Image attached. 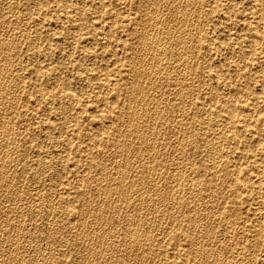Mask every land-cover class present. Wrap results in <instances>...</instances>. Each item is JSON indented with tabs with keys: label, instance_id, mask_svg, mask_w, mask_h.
<instances>
[{
	"label": "rangeland",
	"instance_id": "1",
	"mask_svg": "<svg viewBox=\"0 0 264 264\" xmlns=\"http://www.w3.org/2000/svg\"><path fill=\"white\" fill-rule=\"evenodd\" d=\"M159 1L160 0H153V3H152L151 0H89V1L88 0H62V1L61 0H0V41H1L0 43H3V44H0V49H1L0 51L2 53V54L0 53V75H1L0 76V97H1L0 103H2V105L0 104V109L2 108L0 111V177L1 178L3 177L2 179L0 178V209H1L0 210V228H1L0 229L1 230L0 231V264H10V263L13 264L14 262H17V261H18V264H36V263L37 264L38 263L39 264H57V263L58 264H78V263H81L80 261H82L81 264H84V263L104 264V262L105 264H110V263L112 264L114 260H116L115 264H123V260L125 261L126 259L127 261L124 264H143L141 262H143L144 259L147 260V258H148V261L145 260L144 264H197V263L198 264L199 263L208 264L209 262H212L213 264H229V262L230 264H233V263L234 264H264V157H263L264 156V63H263L264 62V56H263L264 55V15H262L261 17L258 15L259 11L264 10V0H195V1L193 0H190V1L189 0L187 1L186 0H183V1L182 0H178V1L177 0L175 1L174 0L173 1L163 0L162 1L161 0L162 2L160 1V4H159ZM189 2H191L192 4ZM189 4L191 6H189ZM174 5L176 7H174ZM152 6H154V10L152 9L153 8ZM185 6L186 8H183ZM187 6L189 7V9ZM155 7L156 9L157 8L158 9L156 10ZM160 7L164 10H160L161 9ZM206 8L207 10H205ZM187 9L188 11H186ZM214 10L216 11L214 12ZM150 11H152L151 16L149 13ZM182 11L185 13H183ZM174 13H176L177 15ZM2 16L4 18H1ZM145 16H148L149 18H146ZM40 17L42 18V20L40 19ZM154 17H157L158 19L157 18L154 19ZM36 18H38L39 20ZM173 19L174 20L176 19V20L173 21ZM220 20L222 21L219 22ZM146 21L150 23V26L149 24H147ZM154 22L156 23L152 24ZM177 22L179 25H177ZM60 23L61 25H59ZM163 23L164 24L168 23V25L165 24V26L167 25L166 28L164 27ZM153 26H154L155 31L152 30ZM175 26L178 31L174 30L176 29L174 28ZM185 26H188V27H185ZM178 27L181 29H179ZM145 28L147 30L149 29V31H152V34L151 32H147ZM157 28H159L160 30ZM74 29L77 31H75ZM143 29L146 31H144ZM133 30H136V31H133ZM157 30H159L158 31L159 33L157 32ZM160 31L162 33H160ZM169 31H171V34ZM180 31L181 32L184 31V32L181 33ZM34 32L36 33V35ZM25 33L28 34V35L26 34L27 37H25L26 36ZM103 33L104 35H102ZM147 33L150 37L148 35L147 37H145ZM163 33L165 35H163ZM184 33L186 34L184 35ZM154 34L155 36L158 35L157 36L158 38L155 37ZM32 35L34 37H32ZM251 35H254V36H251ZM260 35L262 36L260 37ZM160 36L164 38L162 39ZM169 36H170V39H169ZM177 36H180L181 38H183L184 36L186 37H184L183 41L181 40L182 41L181 42L180 40L178 41ZM187 36H188V39H187ZM144 37L146 38V41ZM149 38H151V40ZM250 38H251L252 44L250 43ZM139 39H141L142 41L140 42ZM156 39L157 40L159 39V41L160 40L161 41L159 42ZM148 40L152 42L151 43L149 41L153 46L149 44ZM207 40L209 42H207ZM258 40L261 42L259 43ZM139 42L142 43V45ZM147 42L149 45L147 44ZM153 42L155 43L153 44ZM193 42L194 44L192 45ZM256 43H259L260 45ZM145 45H148V47ZM159 46L161 49L162 48L164 49V52H163L159 48L163 53L159 51L158 49ZM174 46L175 47L177 46V47L175 48ZM139 48L140 50H138ZM152 48L154 50H152ZM141 50L143 54L141 53ZM145 50H148L149 52ZM156 50L159 52L156 53L157 52ZM50 51H51V54H50ZM178 52H181V55ZM205 52L206 54H204ZM9 54H10V57H9ZM177 54H179L180 56L178 55L177 57ZM147 55L148 57L150 56V58H152L153 56L155 58L154 57L152 59L148 58L149 60L148 61L146 58ZM164 56L166 58H164ZM193 57H196V58H193ZM131 58L134 63L131 61ZM153 61H156V63L157 62L158 63L157 64L154 63L155 64L154 65L152 64ZM163 61L164 63H162ZM160 66H162L163 68H161ZM168 66L170 67V69H168L169 68ZM261 66L263 67L262 69H261ZM139 67H141L142 69ZM154 67H156L157 71L156 69H153ZM158 67H160V69ZM148 69H150L151 71L149 70L148 72ZM240 69H241V72H240ZM158 70L160 73L158 72ZM160 70H162L163 73ZM166 70H168V73ZM136 71H138L140 75H138V73L136 74ZM181 72L183 74H180ZM44 73H45V76H44ZM162 74L164 75L162 76ZM18 75H19V78H18ZM174 77H177V78H174ZM184 77L185 78L187 77V78L184 80ZM159 78L160 79L162 78V81ZM166 78L168 81L166 80ZM86 79L88 82L86 81ZM163 79H165V81ZM189 79H192V80H189ZM20 80L22 81V83L20 82ZM181 80H184V81L180 82ZM188 80L189 82L187 83ZM48 81L51 84H49ZM43 83L44 85H42ZM163 83L166 84V86ZM193 83H196V84H193ZM153 84L155 85L154 88H153L154 86ZM189 84L191 87L189 86ZM9 86H10V89H9ZM159 86H163V87H159ZM108 87L109 88L112 87V90L110 91ZM106 88L108 89L106 90ZM143 88L146 90H143ZM149 89L152 90V92ZM68 90H69V93H68ZM138 90L140 93L138 92ZM158 90H160L161 93ZM161 90L162 91L164 90V91L162 92ZM184 90H186V92ZM187 90H189L188 92L190 93H188ZM41 92L43 94L46 93L44 94L45 96ZM72 92H74V94ZM157 92L159 94H157ZM182 92L184 93L182 94ZM155 93L160 98H157V95ZM162 93H163V96L161 97ZM172 93L173 95L174 93H176L174 97ZM66 94H67V97H66ZM147 94L149 95L147 96ZM77 95H78V98H77ZM140 95H142L143 97ZM166 95L167 96L169 95V96L166 98ZM6 96H7V100H6ZM214 96L217 97V99H215ZM72 97H74V99ZM63 98H65V100ZM128 98L129 100H132L134 98L135 99L132 101H129ZM188 98L189 100L191 99V101L193 100L192 102L190 101L189 103L190 106H188V101H189L187 100ZM69 99L70 100L73 99L72 102L69 101ZM76 99L77 101H75ZM138 99L140 102H138ZM119 101H121V103ZM147 101L149 102L148 107H146ZM5 102L8 103V105L5 106ZM132 102H135V104H133L134 106L132 105ZM157 102L158 104H156ZM231 102H232V106L229 109L225 107V104H228ZM72 103L73 104L75 103V106L70 105ZM127 103L128 105H126ZM153 104L154 106H152ZM77 106L78 108L79 107L80 108L78 109ZM127 106L129 107L128 109H127ZM156 106L158 110L160 109L159 111L157 110ZM183 106L187 108L183 109ZM70 107L74 109L72 110V108L70 109ZM160 107H163V108H160ZM147 108H148V111H147L148 113L146 112ZM77 109L79 110L78 112H77ZM139 109H141V111H138ZM153 110L155 113L153 112ZM249 110L251 111V113ZM83 111L84 113H81ZM131 111H133L136 115L134 113L132 114ZM143 111L145 112L142 113ZM149 111H151V113ZM128 113H129L128 118H126L125 116H127ZM163 113L164 115H166L165 117L163 116ZM124 114L126 115L124 116ZM182 114L184 115V117ZM102 115H103V119H102ZM137 115L138 117L136 118ZM251 115H254V116L251 117ZM69 116H71L72 118H70ZM161 116L163 117L164 120L162 119ZM179 116H181V118ZM67 117L70 119H68ZM104 117L106 118L104 119ZM124 117L126 118V120L124 119ZM129 117H134V119L129 118ZM65 118H67L66 121H65ZM122 118L124 119L125 122L122 121L123 120ZM140 119L142 121H140ZM181 119L182 121L179 123L180 124L185 123V124L180 125L179 123H177L178 120L180 121ZM7 120H8V123H7ZM107 122H108V125H107ZM143 122L145 125L143 124ZM2 123L5 124V126ZM14 123L15 125L13 126ZM134 123H137L136 124L137 128H139V125H140L141 130H139L140 128L137 129ZM148 124H150L149 126L151 128L148 126ZM170 124L172 125L171 128L169 127ZM176 124L180 126L181 128L178 127ZM126 125L127 126L129 125V126L127 127ZM174 125L180 128L181 131L180 129L176 128V126ZM183 125L186 127H182ZM1 126L3 127L1 128ZM52 126L54 127L52 128ZM131 126L135 130L132 129ZM23 127H24V131L22 130ZM4 128H5V131H4ZM103 128L105 130H103ZM121 129H124L125 131ZM142 129H145V130H142ZM175 129L177 132H180L181 134L179 133L177 134ZM187 129L189 132L187 131ZM6 130H8L7 134H6ZM76 131L77 133L75 134ZM145 131L146 133L150 132L149 134H147L149 137L145 135L146 134ZM126 132L128 134L130 132V134L127 136V134H125ZM136 134L137 135L139 134L138 136L140 137L142 141L139 139L138 136H136L137 138L134 137ZM140 134L142 135L140 136ZM152 135L153 136L155 135L153 140H151V138L153 137ZM164 136L166 137L164 138ZM5 137L7 138L5 139ZM119 137H122V138H119ZM183 137L184 138L186 137V139H184ZM124 138H128V139L124 141L122 140ZM132 138H134L135 140ZM9 139L10 141H7ZM68 140H70L69 144L67 143ZM129 140H132L133 142L130 141L129 143ZM150 140L153 141L154 143L151 142ZM238 140H239V143H238ZM137 141L139 142L136 144ZM230 141L232 143H230ZM3 142H6L7 144ZM8 142H9L10 147L8 146ZM113 142L114 144L112 145L111 143ZM184 142H186L185 143L187 144L186 146ZM157 143H159L160 145H157ZM119 144L122 146H120ZM138 144L140 145V147L138 146ZM181 144L183 145V147ZM150 145H152L151 147L153 149L150 147ZM119 146L120 148H118ZM159 146L161 148H159ZM179 146L181 147L179 148ZM137 147L139 148V150L136 149ZM131 148H135V150L133 149L131 150ZM117 149L118 150L121 149L120 152L117 151ZM126 149H127V152L125 151ZM213 149L215 151H213ZM122 151H124L126 154ZM187 152L189 154H187ZM129 153H131L130 155H134V156L127 155ZM145 153L146 155H144ZM153 153H155L156 155ZM117 154H119V158ZM142 156L144 158L146 157L147 158L144 160ZM150 157L151 159H149ZM8 158L12 159L13 161L12 160L10 161V159ZM126 158L128 159V161ZM155 158L157 160H155ZM219 159H221V161ZM116 160L118 161L117 165H115L117 162ZM132 160L134 161L135 165L133 164ZM47 161L49 163H47ZM111 161H114V162L111 163ZM125 161H127L129 164L127 162L125 163ZM135 161L136 163L137 162L138 163L136 164ZM174 162L176 163L174 164ZM159 163L162 165H159ZM182 163L184 164L183 166H182ZM3 165H6V167ZM123 165L124 167H121ZM180 166L184 168L182 167L180 168ZM137 167H139L138 170H137ZM173 167L176 168V171ZM238 168L240 169L238 170ZM46 169H49V170L46 171ZM115 169L118 172H116ZM145 169H147L148 173ZM179 169H181V171ZM111 170L112 171L114 170L115 172H112ZM126 171L127 173H125ZM174 171L177 172V174H175L173 178ZM182 171L184 172L186 171L187 174L186 172L184 174V172ZM229 171L233 173L231 172L229 173ZM120 172H123V173H120ZM101 173H104V174H101ZM141 173H143V176ZM145 173H146V177H145ZM120 174H123V176L124 175H128V176L127 178L126 176H124L125 177L124 178ZM179 175L180 177H178ZM117 176H119V178ZM104 177H106L107 179ZM101 179L104 181H102ZM109 180L111 183H109ZM121 181H123V183H121ZM79 182L81 184L80 186H78ZM106 182L112 185V186L109 185L111 188L113 187V185L116 184L115 188L113 187L111 189L109 186L107 187L108 184L104 186ZM126 182L127 184L125 185ZM143 182L145 184H143ZM138 184H141L140 185L141 187H143V185H146L143 188L144 190ZM148 185H151V187ZM126 186H128V188ZM124 187H125V190H124ZM168 187H169V192H168ZM49 188L50 189L53 188L52 189L53 192ZM104 188H106L105 194H104V191H105ZM128 189L130 190L129 192H128ZM117 191L118 193H116ZM62 192H65V193H62ZM109 192H110L111 197L108 194ZM122 192L124 196L122 195ZM166 192L170 194L171 196L168 195ZM174 194H177L178 196L177 195L176 196L178 198H175L176 196ZM239 194L240 195L242 194V195L240 196ZM117 195L120 196L121 198L118 197ZM107 196H109L110 199ZM172 196L174 197V199L171 198ZM142 197L144 198L143 200H142ZM146 197L149 199H147ZM150 197L152 198V200L154 199L153 202ZM159 197L161 198V200ZM36 198L37 199L39 198V199L37 200ZM123 199H127V200H123ZM135 199H137L136 200L137 202L135 201ZM90 200L91 202L93 201L92 202L93 204H91ZM98 200H100L101 203ZM103 200L105 202H103ZM163 200L165 203H163ZM134 201L136 203H134ZM147 201L148 202L151 201V202L148 203ZM107 202L109 204H107ZM113 202L115 203L113 204ZM119 202L121 205L119 204ZM124 202H126V204ZM138 202L139 204H137ZM159 202L160 203L162 202L161 205ZM174 202L175 204L173 206ZM179 204H181V206ZM112 205H113V208H111ZM31 206L32 207L35 206V207H33L32 209ZM133 206L135 207V209H133L134 208ZM153 206L155 208L158 206L156 208L157 211H155L156 209ZM209 206H211L210 209H209ZM100 207L102 208V210ZM122 207L124 211H122ZM184 208H185V211H184ZM86 209L87 211H90V212L85 211ZM93 209L94 210L96 209L95 210L96 212L94 211L95 217H94V214H92ZM110 209L111 210L113 209V210L111 211ZM136 209H139V210H136ZM179 209L182 211H180ZM198 209H200L199 210L200 213L198 212ZM35 210H38L36 211L37 212L36 214L34 212ZM117 210L119 211L117 212ZM102 211L104 212L101 213ZM113 211H116L117 213ZM43 213L45 215H43ZM98 213H99V216L97 215ZM107 213H108V216L106 217ZM103 214H105L104 215L105 218ZM90 215H92V217ZM204 215H206L207 218L204 217ZM83 216L86 217V219ZM109 216H113V218ZM15 217L16 219H18L19 217V219L16 220ZM119 217H121V219ZM125 217L127 218L128 221L125 219ZM87 218L91 219L89 220V222L91 223L88 222V224H86L88 220ZM94 218L95 219L97 218V220H94ZM106 218L110 220L108 221ZM138 219H141V220L139 221ZM121 220H123V222ZM104 221L106 222L108 221L107 223L105 222L106 225ZM150 221L151 223L148 224ZM116 222L121 225H118ZM30 223H32L33 225ZM146 223L148 226L146 225ZM15 225L16 227H14ZM31 225L33 228L28 227ZM37 225L38 227H36ZM96 225L98 226L96 227ZM109 225L111 227H109ZM93 226L96 229L97 228L98 229L96 230ZM125 226H127V229L123 230L126 228ZM20 227L23 228V230ZM35 227H36V230H35ZM26 228L29 230L31 229L32 230L29 231ZM92 228L96 230L97 232L93 230L94 231L93 233ZM48 229L50 231H48ZM85 229L88 231L86 232ZM38 230H40V233H38L39 232ZM28 232H31V233H28ZM49 232L51 234H49ZM99 232L101 234L100 237H99ZM107 232H108L109 237L107 236ZM25 234L28 237H26ZM86 234H90V235L86 236ZM229 234H231V237L229 236ZM29 235L31 236L29 237ZM128 235H129V239L127 238L126 240L125 237H128ZM89 237L93 239L91 240ZM110 237L111 238L113 237L112 240ZM95 238L98 239L99 241L96 240L98 241L96 242ZM117 238L119 240H117ZM133 238L135 240H133ZM235 238H236V241H234ZM105 239H107L108 241ZM61 240L62 241L64 240V241L61 242ZM140 240H141V247H139ZM48 241L50 244L48 243ZM103 241H106V242H103ZM113 241H115V243ZM200 241H201V244H200ZM252 241L254 242L252 243ZM110 242L111 244L109 245L108 243ZM117 242L119 243L121 242L120 245ZM198 242H199V245H198ZM88 243L89 244L91 243V244L89 245ZM128 243L130 244L128 245ZM76 244H79V245L81 244V245L79 246ZM84 244H85V247H84ZM92 244L94 246H91ZM40 245H42L41 248H40ZM146 245L148 248H146ZM154 245H156V248ZM74 246H76L77 248ZM92 247H95L96 249ZM97 247L99 248L102 247L101 253L100 251L97 250L99 249ZM107 247L108 248L111 247L109 248L110 250L107 249ZM132 247L133 248L135 247V248L132 249ZM136 247H138V250ZM125 248L127 250H124ZM87 249H89L91 252L89 251L88 253ZM115 249L116 251H114ZM130 250H132L133 252H131ZM86 252H87V255H85ZM128 252L130 254H127ZM196 252H198L199 254H197ZM90 253L91 255H89ZM114 253H116V256ZM62 254L63 255L65 254L67 257L65 255L63 256ZM81 254L83 255L81 256ZM92 254H93V257H92ZM95 254H97V256L100 254L99 255L100 257L97 258ZM144 254H146V256H144ZM214 254L216 257L214 256ZM13 255H15V257L20 256L21 260L18 259L19 257L15 258L17 260H14ZM79 256L81 258H79ZM84 256H86V259H84L85 258ZM94 256L96 258V261L94 259ZM7 257L8 258L10 257L11 260L8 259ZM102 258H105L107 260V263H106V260ZM229 258H231V260ZM245 258L246 260L244 261ZM79 259H82V260H79ZM118 259L119 261H117ZM248 259L250 262L248 261ZM101 260H104V261L102 262ZM42 261L43 263H41ZM212 263H209V264H212Z\"/></svg>",
	"mask_w": 264,
	"mask_h": 264
},
{
	"label": "bare ground",
	"instance_id": "2",
	"mask_svg": "<svg viewBox=\"0 0 264 264\" xmlns=\"http://www.w3.org/2000/svg\"><path fill=\"white\" fill-rule=\"evenodd\" d=\"M61 1H62V0H61ZM88 1H89V0H88ZM160 1H161V0H160ZM160 1H159V4H160ZM162 1H163V0H162ZM162 1H161V2H162ZM171 1H173V0H171ZM174 1H175V0H174ZM177 1H178V0H177ZM177 1H176V2H177ZM182 1H183V0H182ZM186 1H187V0H186ZM189 1H190V0H189ZM193 1H195V0H193ZM151 2L153 3V0H151ZM154 2H155V1H154ZM156 2H157V1H156ZM238 2H239V1H238ZM149 3H150V2H149ZM157 3H158V2H157ZM177 3H178V2H177ZM177 3H176V4H177ZM180 3H182V2H180ZM189 3H191V2H189ZM195 3H196V2H195ZM108 4H109V3H108ZM155 4H156V3H155ZM165 4H166V3H165ZM170 4H171V3H170ZM176 4H175V5H176ZM183 4H184V2H183ZM183 4H182V5H183ZM191 4H192V3H191ZM211 4H212V3H211ZM90 5H91V4H90ZM144 5H145V4H144ZM146 5H147V4H146ZM151 5H152V4H151ZM175 5H174V7H176ZM186 5H187V3H186ZM193 5H194V4H193ZM195 5H196V4H195ZM148 6H149V5H148ZM154 6H155V5H154ZM154 6H152V7H153V8H152L153 10H154ZM162 6H163V5H162ZM177 6H178V5H177ZM189 6H191V5L189 4ZM199 6H200V5H199ZM236 6H237V5H236ZM238 6H239V5H238ZM146 7H147V6H146ZM169 7H170V6H169ZM187 7H188V6H187ZM10 8H11V7H10ZM14 8H16V7H14ZM67 8H68V7H67ZM82 8H83V7H82ZM160 8H161V7H160ZM163 8H164V7H163ZM178 8H179V7H178ZM183 8H186V6L183 7ZM194 8H195V6H194ZM226 8H227V7H226ZM237 8H238V7H237ZM38 9H39V8H38ZM88 9H89V8H88ZM145 9H146V8H145ZM155 9H156V7H155ZM157 9H158V8H157ZM157 9H156V10H157ZM188 9H189V7H188ZM188 9H187L186 11H188ZM210 9H212V8H210ZM222 9H223V8H222ZM53 10H54V9H53ZM143 10H144V9H143ZM146 10H147V9H146ZM160 10H164V9L161 8ZM181 10H182V8H181ZM181 10H180V12H181ZM192 10H193V9H192ZM203 10H204V9H203ZM205 10H207V8H206ZM228 10H229V9H228ZM239 10H240V9H239ZM167 11H168V10H167ZM173 11H174V9H173ZM177 11H178V10H177ZM199 11H200V9H199ZM215 11H216V10H214V12H215ZM145 12H146V11H145ZM151 12H152V11L149 12V13H150V16H151ZM180 12H179V13H180ZM182 12H183V11H182ZM168 13H169V12H168ZM183 13H185V12H183ZM192 13H193V12H192ZM209 13H210V12H209ZM60 14H61V13H60ZM89 14H90V12H89ZM145 14H146V13H145ZM165 14H166V13H165ZM174 14H176V13H174ZM187 14H188V12H187ZM189 14H190V13H189ZM239 14H240V13H239ZM176 15H177V14H176ZM180 15H181V14H180ZM212 15H213V14H212ZM258 15H259L260 17H261L262 15H264V10H263V11H259ZM3 16H4V15H3ZM3 16H2L1 18H4ZM41 16H42V15H41ZM50 16H51V15H50ZM60 16H61V15H60ZM88 16H89V15H88ZM91 16H92V15H91ZM124 16H125V15H124ZM124 16H122V17H124ZM167 16H168V15H167ZM182 16H183V14H182ZM182 16H181V17H182ZM184 16H185V15H184ZM191 16H192V14H191ZM226 16H227V15H226ZM242 16H243V14H242ZM250 16H251V15H250ZM69 17H70V16H69ZM135 17H136V16H135ZM135 17H134V18H135ZM141 17H142V16H141ZM145 17H146V18H149L148 16H145ZM174 17H175V16H174ZM178 17H179V15H178ZM186 17H187V16H186ZM188 17H189V16H188ZM34 18H35V17H34ZM134 18H133V19H134ZM142 18H143V17H142ZM155 18H157V17H154V19H155ZM175 18H176V17H175ZM182 18H183V17H182ZM184 18H185V17H184ZM36 19H38V18H36ZM40 19L42 20L41 17H40ZM62 19H63V18H62ZM69 19H70V18H69ZM157 19H158V18H157ZM157 19H156V20H157ZM159 19H160V18H159ZM168 19H169V18H168ZM180 19H181V18H180ZM192 19H193V18H192ZM195 19H196V17H195ZM214 19H215V18H214ZM214 19H213V20H214ZM2 20H3V19H2ZM38 20H39V19H38ZM74 20H75V19H74ZM74 20H73V21H74ZM152 20H153V18H152ZM175 20H176V19H175ZM175 20L173 19V21H175ZM258 20H259V19H258ZM15 21H16V20H15ZM15 21H14V22H15ZM58 21H59V20H58ZM73 21H71V22H73ZM123 21H124V20H123ZM123 21H122V22H123ZM134 21H135V20H134ZM137 21H139V20H137ZM141 21H142V20H141ZM159 21H160V20H159ZM159 21H157V22H159ZM168 21H169V20H168ZM180 21H181V20H180ZM180 21H179V23H180ZM194 21H196V20H194ZM221 21H222V20H220L219 22H221ZM224 21H226V20H224ZM227 21H228V20H227ZM229 21H230V20H229ZM41 22H42V21H41ZM146 22H147V21H146ZM184 22H186V21H184ZM188 22H189V21H188ZM36 23H37V22H36ZM36 23H35V24H36ZM39 23H40V22H39ZM106 23H107V22H106ZM155 23H156V22H154V23H152V24H155ZM171 23H172V22H171ZM173 23H174V22H173ZM212 23H213V21H212ZM252 23H253V22H252ZM33 24H34V23H33ZM48 24H49V23H48ZM147 24H149V26H150V23H149V22H147ZM152 24H151V25H152ZM159 24H160V23H159ZM163 24H164V23H163ZM165 24L168 25V23H165ZM165 24H164V27L166 28L167 25L165 26ZM169 24H170V23H169ZM194 24H195V23H194ZM250 24H251V23H250ZM55 25H56V24H55ZM59 25H61V23H60ZM73 25H74V23H73ZM78 25H79V23H78ZM109 25H110V24H109ZM177 25H179L178 22H177ZM34 26H35V25H34ZM106 26H107V24H106ZM180 26H181V25H180ZM192 26H193V25H192ZM217 26H218V25H217ZM217 26H216V27H217ZM60 27H61V26H60ZM74 27H75V26H74ZM108 27H109V26H108ZM158 27H159V26H158ZM164 27H163V29H164ZM185 27H188V26H185ZM214 27H215V26H214ZM221 27H222V26H221ZM247 27H248V26H247ZM251 27H252V26H251ZM33 28H34V27H33ZM78 28H79V26H78ZM167 28H168V27H167ZM174 28H176V26H175ZM178 28H179V27H178ZM189 28H190V26H189ZM193 28H194V27H193ZM253 28H254V27H253ZM253 28H252V29H253ZM36 29H37V28H36ZM36 29H35V30H36ZM39 29H41V28H39ZM121 29H122V28H121ZM145 29H146V28H145ZM157 29H159V28H157ZM179 29H181V28H179ZM187 29H188V28H187ZM245 29H246V27H245ZM74 30H75V29H74ZM102 30H103V29H102ZM143 30H144V29H143ZM146 30H147V29H146ZM146 30H144V31H146ZM152 30L155 31V30H154V26H153V29H152ZM159 30H160V29H159ZM159 30H157V32H158ZM174 30H177V28L174 29ZM184 30H186V29H184ZM197 30H198V29H197ZM212 30H213V29H212ZM247 30H248V29H247ZM71 31H73V30H71ZM75 31H77V30H75ZM133 31H136V30H133ZM139 31H140V30H139ZM163 31H164V30H163ZM166 31H167V30H166ZM177 31H178V30H177ZM206 31H207V30H206ZM50 32H51V31H50ZM103 32H104V31H103ZM106 32H107V31H106ZM141 32H142V31H141ZM147 32H151V34H152V31H149V29L147 30ZM157 32H156V33H157ZM164 32H165V31H164ZM169 32H170V34H171V31H169ZM169 32H168V33H169ZM180 32H181V31H180ZM182 32H184V31H182ZM182 32H181V33H182ZM185 32H186V31H185ZM188 32H189V31H188ZM192 32H193V31H192ZM195 32H196V31H195ZM208 32H209V31H208ZM32 33H33V32H32ZM34 33H35V32H34ZM143 33H145V32H143ZM143 33H142V34H143ZM154 33H155V32H154ZM158 33H159V32H158ZM158 33H157V34H158ZM160 33H162V32L160 31ZM168 33H166V34H168ZM246 33H247V32H246ZM26 34H27V33H25V35H26ZM53 34H55V33H53ZM53 34H52V35H53ZM76 34H77V33H76ZM137 34H139V33H137ZM157 34H156V35H157ZM172 34H173V33H172ZM185 34H186V33H184V35H185ZM187 34H188V33H187ZM190 34H191V33H190ZM257 34H258V33H257ZM12 35H13V34H12ZM12 35H10V36H12ZM27 35H28V34H27ZM27 35H26L25 37H27ZM30 35H31V34H30ZM35 35H36V33H35ZM102 35H104V33H103ZM147 35H148V33L146 34L145 37H147ZM159 35H160V34H159ZM161 35H162V34H161ZM163 35H165V34L163 33ZM163 35H162V36H163ZM177 35H178V34H177ZM181 35H183V34H181ZM254 35H255V34H254ZM254 35H251V36H254ZM15 36H16V35H15ZM15 36H14V37H15ZM137 36H138V35H137ZM137 36H136V37H137ZM148 36H149V35H148ZM154 36H155V34H154ZM157 36H158V35H157ZM157 36H155V37H157ZM162 36H160V37L162 38ZM166 36H168V35H166ZM175 36H176V35H175ZM192 36H194V35H192ZM208 36H209V35H208ZM244 36H245V35H244ZM257 36H258V35H257ZM261 36H262V35H260V37H261ZM14 37H13V38H14ZM32 37H34V36L32 35ZM32 37H31V38H32ZM36 37H37V36H36ZM76 37H77V36H76ZM85 37H86V36H85ZM103 37H104V36H103ZM142 37H143V35H142ZM145 37H144V38H145ZM149 37H150V36H149ZM171 37H173V36H171ZM184 37H186V36H184ZM184 37L181 38L180 36H177V39H178V41H179V40H180V41H181V40L183 41ZM13 38H12V40H13ZM140 38H141V36H140ZM152 38H153V37H152ZM157 38H158V37H157ZM163 38H164V37H163ZM163 38H162V39H163ZM165 38H166V37H165ZM167 38H168V37H167ZM175 38H176V37H175ZM201 38H202V37H201ZM206 38H208V37H206ZM213 38H214V36H213ZM262 38H263V37H262ZM23 39H24V37H23ZM69 39H70V38H69ZM101 39H102V38H101ZM149 39L151 40V38H149ZM169 39H170V36H169ZM177 39H176V40H177ZM185 39H186V38H185ZM187 39H188V36H187ZM209 39H210V38H209ZM2 40H3V38H2ZM10 40H11V39H10ZM137 40H138V38H137ZM139 40H140V42L142 41L141 39H139ZM150 40H148V42H149ZM152 40H153V39H152ZM156 40H157V39H156ZM171 40H172V39H171ZM192 40H193V39H192ZM245 40H246V39H245ZM8 41H9V40H8ZM105 41H106V40H105ZM105 41H104V42H105ZM145 41H146V38H145ZM153 41H154V40H153ZM157 41H159V39H158ZM160 41H161V40H160ZM160 41H159V42H160ZM164 41H166V40H164ZM169 41H170V40H169ZM169 41H168V42H169ZM173 41H174V39H173ZM182 41H181V42H182ZM214 41H215V40H214ZM258 41H259V40H258ZM0 42H1V41H0ZM109 42H110V41H109ZM140 42H139V43H140ZM148 42H147V44H148ZM150 42H151V41H150ZM150 42H149V44L152 43V42H151V43H150ZM159 42H157V43H159ZM186 42H187V41H186ZM186 42H185V43H186ZM207 42H209V41L207 40ZM212 42H213V40H212ZM217 42H218V41H217ZM260 42H261V41H259V43H260ZM7 43H8V42H7ZM7 43H6V44H7ZM73 43H74V42H73ZM154 43H155V42H153V44H154ZM175 43H177V42H175ZM185 43H183V44H185ZM250 43H251V38H250ZM259 43H256V44H259ZM0 44H3V43H0ZM13 44H14V43H13ZM103 44H104V43H103ZM140 44L142 45V43H140ZM149 44H148V45H149ZM162 44H163V43H162ZM193 44H194V42L192 43V45H193ZM246 44H248V43H246ZM251 44H252V43H251ZM254 44H255V42H254ZM71 45H72V44H71ZM148 45H145V46L148 47ZM163 45H164V44H163ZM163 45H162V46H163ZM179 45H180V44H179ZM196 45H197V44H196ZM231 45H232V44H231ZM259 45H260V44H259ZM11 46H12V45H11ZM82 46H83V45H82ZM105 46H106V44H105ZM107 46H108V45H107ZM151 46H153V45L151 44ZM151 46H150V47H151ZM162 46H161V47H162ZM209 46H210V45H209ZM237 46H238V45H237ZM253 46H254V45H253ZM6 47H7V46H6ZM42 47H43V46H42ZM83 47H84V46H83ZM102 47H103V46H102ZM140 47H141V46H140ZM156 47H157V46H156ZM166 47H167V46H166ZM166 47H164V48H166ZM169 47H170V46H169ZM174 47H175V46H174ZM176 47H177V46H176ZM176 47H175V48H176ZM178 47H179V46H178ZM184 47H185V46H184ZM184 47H183V48H184ZM196 47H197V46H196ZM199 47H200V46H199ZM247 47H248V46H247ZM9 48H10V47H9ZM153 48H155V47H153ZM153 48H152V50H154ZM159 48H160V46L158 47V49H159ZM167 48H168V47H167ZM183 48H182V50H183ZM186 48H187V46H186ZM186 48H185V49H186ZM190 48H191V47H190ZM242 48H243V47H242ZM13 49H14V48H13ZM136 49H137V48H136ZM145 49H146V48H145ZM149 49H150V48H149ZM158 49H157V50H158ZM160 49H161V48H160ZM160 49H159V51H160L161 53H163V52H164V49H163V48L161 49L163 52H162ZM168 49H169V48H168ZM171 49H172V47H171ZM171 49H170V50H171ZM178 49H179V48H178ZM180 49H181V48H180ZM260 49H261V48H260ZM0 50H1V49H0ZM11 50H12V49H11ZM36 50H37V49H36ZM52 50H53V49H52ZM138 50H140V48H139ZM138 50H137V51H138ZM157 50H156V51H157ZM176 50H177V49H176ZM188 50H190V49H188ZM192 50H194V49H192ZM199 50H200V48H199ZM209 50H210V49H209ZM209 50H208V51H209ZM227 50H228V49H227ZM85 51H87V50H85ZM85 51H84V52H85ZM88 51H89V50H88ZM90 51H92V50H90ZM145 51L149 52L148 50H145ZM159 51H157L156 53H158ZM179 51H180V50H179ZM213 51H214V50H213ZM12 52H13V51H12ZM14 52H15V51H14ZM135 52H136V50H135ZM150 52H152V51H150ZM181 52H182V51H181ZM181 52H178V53H180V55H181ZM256 52H257V51H256ZM0 53H1V51H0ZM85 53H86V52H85ZM90 53H91V52H90ZM90 53H89V54H90ZM139 53H140V52H139ZM141 53L143 54L142 50H141ZM166 53H167V52H166ZM184 53H185V52H184ZM184 53H183V54H184ZM208 53H209V52H208ZM215 53H216V51H215ZM1 54H2V53H1ZM50 54H51V51H50ZM93 54H94V53H93ZM108 54H109V53H108ZM135 54H136V53H135ZM145 54H146V53H145ZM152 54H153V53H152ZM185 54H186V53H185ZM204 54H206V52H205ZM226 54H227V53H226ZM13 55H15V54H13ZM37 55H38V54H37ZM70 55H71V53H70ZM84 55H85V54H84ZM138 55H139V54H138ZM149 55H151V54H149ZM160 55H161V54H160ZM169 55H170V54H169ZM178 55H179V54H177V57H178ZM180 55H179V56H180ZM197 55H198V54H197ZM197 55H196V56H197ZM59 56H60V55H59ZM119 56H120V55H119ZM135 56H136V55H135ZM157 56H158V55H157ZM174 56H175V54H174ZM182 56H183V55H182ZM263 56H264V55H263ZM9 57H10V54H9ZM9 57H8V58H9ZM153 57H154V56H153ZM153 57H152V58H153ZM158 57H159V56H158ZM172 57H173V56H172ZM185 57H186V55H185ZM190 57H192V56H190ZM190 57H189V58H190ZM228 57H229V56H228ZM255 57H256V56H255ZM61 58H62V57H61ZM94 58H95V56H94ZM133 58H134V57H133ZM146 58H147V60H148V58H150V56L148 57V55H147ZM152 58H150V59H152ZM154 58H155V57H154ZM159 58H160V57H159ZM159 58H157V59H159ZM161 58H162V57H161ZM164 58H166V57L164 56ZM164 58H163V60H164ZM193 58H196V57H193ZM193 58H192V59H193ZM207 58H208V57H207ZM213 58H214V57H213ZM6 59H7V58H6ZM89 59H91V58H89ZM89 59H88V60H89ZM138 59H139V58H138ZM179 59H180V57H179ZM81 60H82V59H81ZM86 60H87V59H86ZM135 60H136V59H135ZM154 60H156V59H154ZM161 60H162V59H161ZM166 60H168V59H166ZM170 60H171V59H170ZM172 60H174V59H172ZM183 60H184V59H183ZM194 60H195V59H194ZM228 60H229V59H228ZM245 60H246V59H245ZM131 61H132V58H131ZM137 61H139V60H137ZM148 61H149V60H148ZM187 61H188V60H187ZM243 61H244V60H243ZM260 61H261V60H260ZM132 62H133V61H132ZM167 62H168V61H167ZM171 62H173V61H171ZM177 62H178V60H177ZM189 62H190V61H189ZM191 62H192V61H191ZM250 62H251V61H250ZM82 63H83V62H82ZM133 63H134V62H133ZM147 63H148V62H147ZM147 63H146V64H147ZM154 63H156V61H153L152 64H154ZM157 63H158V62H157ZM157 63H156V64H157ZM162 63H164V61H163ZM162 63H161V64H162ZM263 63H264V62H263ZM137 64H138V62H137ZM146 64H145V65H146ZM166 64H168V63H166ZM184 64H185V63H184ZM187 64H189V63H187ZM196 64H197V63H196ZM243 64H245V63H243ZM141 65H142V64H141ZM147 65H148V64H147ZM147 65H146V66H147ZM150 65H151V64H150ZM154 65H155V64H154ZM159 65H160V64H159ZM194 65H195V64H194ZM204 65H206V64H204ZM232 65H233V64H232ZM261 65H262V64H261ZM63 66H64V65H63ZM65 66H66V65H65ZM133 66H135V65H133ZM162 66H163V65H162ZM162 66H160V67L163 68ZM169 66H170V65H169ZM169 66H168V67H169ZM253 66H254V65H253ZM61 67H62V65H61ZM136 67H137V66H136ZM144 67H145V66H144ZM156 67H157V65H156ZM156 67H154L153 69H156ZM160 67H158V68L160 69ZM182 67H183V66H182ZM234 67H235V66H234ZM137 68H138V67H137ZM139 68H141V67H139ZM147 68H148V67H147ZM175 68H176V67H175ZM184 68H185V67H184ZM188 68H189V67H188ZM194 68H195V67H194ZM253 68H254V67H253ZM262 68H263V67L261 66V69H262ZM132 69H133V68H132ZM141 69H142V68H141ZM143 69H144V68H143ZM168 69H170V67H169ZM191 69H192V67H191ZM233 69H234V68H233ZM243 69H244V68H243ZM133 70H134V69H133ZM149 70H150V69H148V72H149ZM173 70H175V69H173ZM182 70H183V69H182ZM186 70H187V69H186ZM236 70H237V68H236ZM43 71H44V70H43ZM92 71H93V70H92ZM130 71H131V70H130ZM145 71H146V70H145ZM150 71H151V70H150ZM156 71H157V69H156ZM160 71L163 73L162 70H160ZM166 71H167V73H168V70H166ZM238 71H239V70H238ZM261 71H262V70H261ZM20 72H21V71H20ZM81 72H82V71H81ZM158 72H159V70H158ZM224 72H226V71H224ZM240 72H241V69H240ZM78 73H79V72H78ZM82 73H83V72H82ZM132 73H133V72H132ZM137 73H138V71H136V74H137ZM159 73H160V72H159ZM207 73H208V72H207ZM236 73H237V71H236ZM250 73H251V72H250ZM3 74H4V72H3ZM128 74H129V73H128ZM150 74H151V72H150ZM157 74H158V73H157ZM173 74H174V73H173ZM173 74H172V75H173ZM176 74H177V72H176ZM180 74H183V73L181 72ZM187 74H188V73H187ZM187 74H185V75H187ZM134 75H135V74H134ZM138 75H140V74L138 73ZM148 75H149V74H148ZM159 75H160V74H159ZM163 75H164V74H162V76H163ZM166 75H167V74H166ZM0 76H1V75H0ZM2 76H3V75H2ZM44 76H45V73H44ZM162 76H161V77H162ZM167 76H168V75H167ZM167 76H166V77H167ZM192 76H193V75H192ZM14 77H15V76H14ZM85 77H86V76H85ZM85 77H84V78H85ZM132 77H133V76H132ZM138 77H140V76H138ZM142 77H143V76H142ZM147 77H148V76H147ZM147 77H146V79H147ZM219 77H220V76H219ZM18 78H19V75H18ZM134 78H135V77H134ZM157 78H158V76H157ZM174 78H177V77H174ZM179 78H180V77H179ZM186 78H187V77H186ZM186 78L184 77V80H185ZM188 78H189V77H188ZM192 78H193V77H192ZM13 79H14V78H13ZM41 79H42V78H41ZM41 79H40V80H41ZM137 79H138V78H137ZM143 79H144V78H143ZM146 79H145V80H146ZM159 79H160V78H159ZM83 80H84V79H83ZM88 80H89V78H88ZM109 80H110V79H109ZM141 80H142V79H141ZM160 80L162 81V78H161ZM163 80L165 81V79H163ZM166 80H167V78H166ZM184 80H181L180 82H182V81H184ZM189 80H192V79H189ZM189 80L187 81V83L189 82ZM195 80H196V79H195ZM230 80H231V79H230ZM238 80H239V79H238ZM38 81H39V79H38ZM38 81H37V82H38ZM49 81H50V80H49ZM49 81H48V82H49ZM86 81H87V79H86ZM133 81H134V80H133ZM139 81H140V80H139ZM161 81H160V82H161ZM167 81H168V80H167ZM177 81H178V80H177ZM239 81H240V80H239ZM20 82L22 83L21 80H20ZM40 82H41V81H40ZM83 82H84V81H83ZM87 82H88V81H87ZM112 82H113V81H112ZM141 82H142V81H141ZM141 82H140V83H141ZM154 82H155V81H154ZM178 82H179V81H178ZM38 83H39V82H38ZM80 83H82V82H80ZM84 83H85V82H84ZM166 83H167V82H166ZM185 83H186V82H185ZM10 84H11V83H10ZM12 84H13V83H12ZM49 84H51V83L49 82ZM86 84H87V83H86ZM88 84H89V83H88ZM113 84H114V83H113ZM154 84H155V83H154ZM154 84H153V85H154ZM157 84H158V83H157ZM163 84H164V83H163ZM178 84H179V83H178ZM193 84H196V83H193ZM193 84H192V85H193ZM22 85H23V84H22ZM42 85H44V83H43ZM42 85H41V86H42ZM45 85H46V84H45ZM104 85H105V84H104ZM108 85H109V84H108ZM132 85H133V84H132ZM161 85H162V84H161ZM164 85L166 86V84H164ZM173 85H174V84H173ZM181 85H182V84H181ZM219 85H220V84H219ZM232 85H233V84H232ZM17 86H18V85H17ZM46 86H47V85H46ZM137 86H138V85H137ZM137 86H136V87H137ZM150 86H151V85H150ZM156 86H158V85H156ZM189 86H190V84H189ZM211 86H212V85H211ZM213 86H214V85H213ZM233 86H234V85H233ZM13 87H14V86H13ZM105 87H107V86H105ZM109 87H110V86H109ZM109 87H108V88H109ZM138 87H139V86H138ZM148 87H149V86H148ZM154 87H155V85L153 86V88H154ZM159 87H163V86H159ZM159 87H158V88H159ZM175 87H176V86H175ZM190 87H191V86H190ZM37 88H38V87H37ZM108 88H106V90H107ZM130 88H131V87H130ZM140 88H141V86H140ZM146 88H147V87H146ZM149 88H150V87H149ZM182 88H184V87H182ZM195 88H197V87H195ZM9 89H10V86H9ZM132 89H134V88H132ZM138 89H139V88H138ZM155 89H156V88H155ZM172 89H173V88H172ZM187 89H188V88H187ZM37 90H38V89H37ZM106 90H104V91H106ZM109 90L111 91V90H112V87L109 88ZM139 90H140V89H139ZM139 90H138V92H139ZM143 90H146V89L143 88ZM149 90H150V89H149ZM149 90H148V91H149ZM164 90H165V89H164ZM164 90H163V91H164ZM174 90H175V88H174ZM6 91H8V90H6ZM129 91H131V90H129ZM150 91L152 92V90H150ZM155 91H156V90H155ZM158 91L160 92V90H158ZM161 91H162V90H161ZM163 91H162V92H163ZM179 91H180V90H179ZM184 91L186 92V90H184ZM188 91H189V90H187V92H188ZM10 92H11V91H10ZM39 92H40V91H39ZM42 92H43V90H42ZM42 92H41V93H42ZM45 92H46V91H45ZM131 92H133V91H131ZM131 92H130V93H131ZM142 92H143V91H142ZM142 92H141V93H142ZM168 92H169V91H168ZM180 92H181V91H180ZM212 92H213V91H212ZM223 92H224V91H223ZM12 93H13V92H12ZM12 93H11V94H12ZM63 93H65V92H63ZM68 93H69V90H68ZM72 93L74 94V92H72ZM130 93H129V94H130ZM139 93H140V92H139ZM139 93H138V94H139ZM146 93H147V92H146ZM160 93H161V92H160ZM183 93H184V92H182V94H183ZM188 93H190V92H188ZM188 93H187V94H188ZM193 93H194V91H193ZM193 93H192V94H193ZM203 93H204V92H203ZM225 93H226V92H225ZM227 93H228V92H227ZM42 94H43V93H42ZM44 94H46V93H44ZM44 94H43V95H44ZM107 94H108V93H107ZM113 94H114V93H113ZM132 94H133V93H132ZM150 94H151V93H150ZM152 94H153V93H152ZM155 94H156V93H155ZM157 94H159V93L157 92ZM157 94H156V95H157ZM175 94H176V93H174V95H175ZM178 94H179V92H178ZM195 94H196V92H195ZM208 94H209V93H208ZM223 94H224V93H223ZM228 94H229V93H228ZM228 94H227V95H228ZM2 95H3V94H2ZM6 95H7V94H6ZM134 95H136V94H134ZM148 95H149V94H147V96H148ZM160 95H161V94H160ZM160 95H159V96H160ZM170 95H171V94H170ZM172 95H173V93H172ZM174 95H173V97H174ZM189 95H190V94H189ZM213 95H214V94H213ZM229 95H230V94H229ZM258 95H259V94H258ZM44 96H45V95H44ZM110 96H111V95H110ZM129 96H130V95H129ZM140 96H142V95H140ZM162 96H163V93H162L161 97H162ZM168 96H169V95H168ZM168 96L166 95V98H167ZM185 96H186V95H185ZM254 96H255V95H254ZM42 97H43V96H42ZM66 97H67V94H66ZM75 97H76V96H75ZM106 97H107V96H106ZM142 97H143V96H142ZM153 97H154V95H153ZM164 97H165V96H164ZM188 97H190V96H188ZM0 98H1V97H0ZM11 98H12V97H11ZM13 98H14V96H13ZM72 98L74 99V97H72ZM77 98H78V95H77ZM79 98H80V97H79ZM131 98H132V97H131ZM131 98H130V99H131ZM157 98H160V97H158V95H157ZM170 98H171V97H170ZM192 98H193V97H192ZM214 98L217 99V97H215V96H214ZM225 98H226V96H225ZM2 99H3V98H2ZM2 99H1V100H2ZM4 99H5V98H4ZM52 99H53V98H52ZM58 99H59V98H58ZM63 99L65 100V98H63ZM73 99H72V100H73ZM105 99H106V98H105ZM134 99H135V98H134ZM134 99H132V100H134ZM148 99H149V97H148ZM153 99H154V98H153ZM162 99H163V98H162ZM173 99H174V98H173ZM6 100H7V96H6ZM12 100H13V99H12ZM72 100L69 99V101H71V102H72ZM109 100H110V99H109ZM128 100H129V98H128ZM128 100H127V101H128ZM132 100H129V101H132ZM154 100H155V99H154ZM187 100H189V98H188ZM187 100H186V101H187ZM261 100H262V99H261ZM2 101H3V100H2ZM51 101H52V100H51ZM75 101H77V99H76ZM104 101H105V100H104ZM123 101H124V100H123ZM125 101H126V100H125ZM151 101H152V100H151ZM151 101H150V102H151ZM155 101H156V100H155ZM155 101H154V103H155ZM170 101H171V100H170ZM170 101H169V102H170ZM190 101H191V99L188 101V106H190V105H189ZM192 101H193V100H192ZM192 101H191V102H192ZM73 102H74V101H73ZM100 102H101V100H100ZM119 102L121 103V101H119ZM138 102H140L139 99H138ZM182 102H183V100H182ZM259 102H261V101H259ZM59 103H60V102H59ZM75 103H76V102H75ZM75 103H74V104L72 103V104H70V105H74V106H75ZM102 103H103V102H102ZM128 103H129V102H128ZM128 103H127L126 105H128ZM130 103H131V102H130ZM148 103H149V102L147 101V106H146V107H148ZM160 103H161V102H160ZM184 103H185V102H184ZM244 103H245V102H244ZM251 103H252V102H251ZM0 104L2 105V103H0ZM133 104H135V102H132V105H133ZM151 104H152V103H151ZM156 104H158V102H157ZM169 104H170V103H169ZM241 104H242V103H241ZM245 104H246V103H245ZM247 104H248V103H247ZM252 104H253V103H252ZM252 104H251V105H252ZM6 105H8V103L5 102V106H6ZM9 105H10V104H9ZM13 105H14V104H13ZM124 105H125V104H124ZM136 105H137V104H136ZM186 105H187V104H186ZM186 105H185V106H186ZM249 105H250V104H249ZM249 105H248V106H249ZM78 106H79V105H78ZM78 106H77V108H78ZM133 106H134V105H133ZM143 106H144V104H143ZM152 106H154V104H153ZM157 106H158V105H157ZM157 106H156V108H157ZM170 106H171V105H170ZM170 106H169V107H170ZM181 106H182V105H181ZM231 106H232V102H231V103H228V104H225V107H227L228 109H229ZM8 107H9V106H8ZM13 107H14V106H13ZM68 107H69V106H68ZM72 107H73V106H72ZM72 107H70V109H71ZM136 107H137V106H136ZM136 107H135V108H136ZM146 107H145V108H146ZM149 107H150V106H149ZM252 107H253V106H252ZM11 108H12V107H11ZM79 108H80V107H79ZM79 108H78V109H79ZM128 108H129V107L127 106V109H128ZM137 108H138V107H137ZM143 108H144V107H143ZM151 108H152V107H151ZM160 108H163V107H160ZM171 108H172V107H171ZM171 108H170V109H171ZM185 108H187V107H184V106H183V109H185ZM206 108H207V106H206ZM262 108H263V107H262ZM1 109H2V108H1ZM1 109H0V111H1ZM48 109H50V108H48ZM67 109H68V108H67ZM73 109H74V108H72V110H73ZM75 109H76V108H75ZM78 109H77V112L79 111ZM81 109H82V108H81ZM83 109H85V108H83ZM164 109H165V108H164ZM188 109H189V108H188ZM19 110H20V109H19ZM72 110H71V112H72ZM132 110H133V108H132ZM157 110H158V108H157ZM159 110H160V109H159ZM159 110H158V111H159ZM171 110H172V109H171ZM49 111H50V110H49ZM122 111H123V110H122ZM127 111H128V110H127ZM138 111H141V109H139ZM147 111H148V108H147L146 112H147ZM151 111H152V109H151ZM151 111H149V112L151 113ZM161 111H162V109H161ZM174 111H175V109H174ZM234 111H235V110H234ZM249 111H250V110H249ZM75 112H76V110H75ZM144 112H145V111H143L142 113H144ZM153 112H154V110H153ZM153 112H152V113H153ZM167 112H168V111H167ZM172 112H173V111H172ZM172 112H171V113H172ZM252 112H254V111H252ZM14 113H15V112H14ZM14 113H13V114H14ZM79 113H80V112H79ZM81 113H84V111L81 112ZM123 113H124V112H123ZM123 113H122V114H123ZM131 113L133 114L134 112L131 111ZM140 113H141V112H140ZM147 113H148V112H147ZM154 113H155V112H154ZM154 113H153V114H154ZM156 113H157V112H156ZM160 113H161V112H160ZM168 113H169V112H168ZM177 113H178V112H177ZM243 113H244V112H243ZM250 113H251V111H250ZM16 114H17V113H16ZM60 114H61V113H60ZM104 114H105V113H104ZM132 114H131V116H132ZM134 114H135V113H134ZM76 115H77V114H76ZM79 115H80V114H79ZM83 115H84V114H83ZM93 115H94V114H93ZM95 115H96V114H95ZM98 115H99V114H98ZM100 115H101V114H100ZM125 115H126V114H124V116H125ZM128 115H129V113H128L127 116H125V117L128 118ZM135 115H136V114H135ZM151 115H152V114H151ZM151 115H150V116H151ZM157 115H158V114H157ZM161 115H162V114H161ZM176 115H177V114H176ZM182 115H183V114H182ZM14 116H15V115H14ZM74 116H75V114H74ZM133 116H134V115H133ZM145 116H146V115H145ZM163 116L165 117L166 115H164V113H163ZM167 116H168V115H167ZM223 116H224V115H223ZM252 116H254V115H251V117H252ZM69 117L72 118L71 116H69ZM125 117H124V119L126 120ZM137 117H138V115L136 116V118H137ZM142 117H144V116H142ZM161 117H162V116H161ZM174 117H175V116H174ZM174 117H173V118H174ZM176 117H177V116H176ZM179 117L181 118V116H179ZM183 117H184V115H183ZM190 117H191V116H190ZM208 117H209V116H208ZM225 117H226V116H225ZM225 117H224V118H225ZM8 118H9V117H8ZM59 118H60V117H59ZM67 118H68V117H67ZM67 118H65V121H66ZM70 118H68V119H70ZM75 118H76V117H75ZM105 118H106V117H104V119H105ZM120 118H121V117H120ZM129 118H133V119H134V117H129ZM140 118H141V117H140ZM149 118H150V117H149ZM149 118H148V119H149ZM156 118H157V117H156ZM169 118H170V117H169ZM229 118H230V117H229ZM229 118H227V119H229ZM77 119H78V118H77ZM102 119H103V115H102ZM107 119H108V118H107ZM116 119H117V118H116ZM122 119H123V118H122ZM124 119L122 120L123 122H125ZM153 119H155V118H153ZM157 119H158V118H157ZM162 119H163V117H162ZM175 119H176V118H175ZM175 119H174V120H175ZM182 119H183V118H182ZM182 119H181L180 121L178 120L177 123L181 122ZM185 119H186V118H185ZM198 119H199V118H198ZM63 120H64V119H63ZM74 120H75V119H74ZM144 120H145V119H144ZM163 120H164V119H163ZM189 120H190V119H189ZM10 121H11V119H10ZM10 121H9V123H10ZM15 121H16V120H15ZM68 121H69V120H68ZM100 121H101V119H100ZM106 121H107V120H106ZM140 121H142V120L140 119ZM140 121H139V122H140ZM153 121H154V120H153ZM215 121H216V120H215ZM243 121H244V119H243ZM243 121H242V122H243ZM104 122H105V121H104ZM129 122H130V120H129ZM131 122H132V120H131ZM133 122H134V121H133ZM151 122H152V121H151ZM189 122H191V121H189ZM207 122H208V120H207ZM227 122H228V120H227ZM234 122H235V121H234ZM242 122H241V123H242ZM7 123H8V120H7ZM11 123H13V122H11ZM50 123H52V122H50ZM105 123H106V122H105ZM109 123H110V122H109ZM121 123H122V122H121ZM126 123H127V122H126ZM149 123H150V121H149ZM155 123H156V122H155ZM237 123H238V122H237ZM239 123H240V122H239ZM2 124H3V123H2ZM26 124H27V123H26ZM122 124H123V123H122ZM122 124H121V125H122ZM124 124H125V123H124ZM127 124H128V123H127ZM134 124H135V126H136V128H137V125H136L137 123H134ZM143 124H144V122H143ZM143 124H142V125H143ZM146 124H147V123H146ZM179 124H180V123H179ZM181 124H185V123H181ZM181 124H180V125H181ZM187 124H189V123H187ZM187 124H186V125H187ZM221 124H222V123H221ZM234 124H236V123H234ZM3 125L5 126V124H3ZM14 125H15V123L13 124V126H14ZM17 125H18V124H17ZM103 125H104V124H103ZM107 125H108V122H107ZM107 125H106V127H107ZM112 125H113V124H112ZM138 125H139V124H138ZM144 125H145V124H144ZM149 125H150V124H148V126H149ZM151 125H152V124H151ZM154 125H155V124H154ZM176 125H177V124H176ZM176 125H174V126H176ZM7 126H8V125H7ZM10 126H11V125H10ZM19 126H20V125H19ZM19 126H18V127H19ZM126 126H127V125H126ZM128 126H129V125H128ZM128 126H127V127H128ZM146 126H147V125H146ZM171 126H172V125L170 124L169 127L171 128ZM177 126H178V125H177ZM177 126H176V128L180 127V126H178V127H177ZM2 127H3V126H1V128H2ZM50 127H51V126H50ZM53 127H54V126H52V128H53ZM106 127H105V129H106ZM120 127H121V126H120ZM133 127H134V126H133ZM149 127H150V126H149ZM182 127H186V126L183 125ZM12 128H14V127H12ZM12 128H11V129H12ZM25 128H26V126H25ZM30 128H31V127H30ZM48 128H49V127H48ZM117 128H118V127H117ZM124 128H125V126H124ZM131 128H132V126H131ZM131 128H130V129H131ZM139 128H140V129H139ZM139 128H137V129L141 130L140 125H139ZM150 128H151V127H150ZM156 128H157V127H156ZM180 128H181V127H180ZM180 128H178V129H180ZM7 129H8V128H7ZM21 129H22V128H21ZM105 129L103 128V130H105ZM115 129H116V128H115ZM118 129H119V128H118ZM127 129H128V128H127ZM132 129H134V128H132ZM132 129H131V130H132ZM147 129H149V128H147ZM241 129H242V128H241ZM22 130L24 131V127H23ZM26 130H27V129H26ZM116 130H117V129H116ZM116 130H115V131H116ZM121 130L125 131L124 129H121ZM131 130H130V132H131ZM134 130H135V129H134ZM142 130H145V129H142ZM154 130H155V129H154ZM171 130H172V129H171ZM4 131H5V128H4ZM7 131H8V130H6V134H7ZM49 131H50V130H49ZM136 131H137V130H136ZM149 131H151V130H149ZM149 131H148V132H149ZM156 131H157V130H156ZM163 131H164V130H163ZM175 131H176V129H175ZM180 131H181V129H180ZM187 131H188V129H187ZM218 131H219V130H218ZM218 131H217V132H218ZM12 132H13V131H12ZM101 132H102V130H101ZM105 132H106V131H105ZM130 132H129V134H130ZM137 132H138V131H137ZM137 132H135V133H137ZM141 132H142V131H141ZM176 132H177V131H176ZM188 132H189V131H188ZM21 133H22V132H21ZM76 133H77V131L75 132V134H76ZM114 133H116V132H114ZM123 133H124V132H123ZM132 133H133V132H132ZM139 133H140V131H139ZM145 133H146V131H145ZM149 133H150V132H149ZM149 133H146L145 135H147V134H149ZM153 133H154V132H153ZM159 133H160V132H159ZM178 133L181 134L180 132H177V134H178ZM221 133H222V132H221ZM102 134H103V133H102ZM105 134H107V133H105ZM125 134H127V136L129 135L127 132H126ZM171 134H173V133H171ZM184 134H185V133H184ZM11 135H12V134H11ZM13 135H14V133H13ZM15 135H16V134H15ZM109 135H110V134H109ZM119 135H120V134H119ZM133 135H134V134H133ZM138 135H139V134H138ZM138 135L136 134L134 137H136V136H138ZM141 135H142V134H140V136H141ZM143 135H144V134H143ZM155 135H156V133H155ZM155 135H154V136L152 135L153 137L151 138V140H153V138L155 137ZM160 135H161V134H160ZM160 135H159V137H160ZM220 135H221V134H220ZM20 136H21V135H20ZM20 136H19V137H20ZM25 136H26V135H25ZM106 136H107V135H106ZM106 136H105V137H106ZM127 136H125V137H127ZM147 136H148V135H147ZM150 136H151V134H150ZM170 136H171V135H170ZM182 136H183V135H182ZM235 136H236V135H235ZM7 137H8V136H7ZM7 137H5V139H6ZM11 137H12V136H11ZM76 137H77V136H76ZM122 137H123V136H122ZM122 137H119V138H122ZM138 137H139V136H138ZM148 137H149V136H148ZM161 137H163V136H161ZM165 137H166V136H164V138H165ZM190 137H191V136H190ZM219 137H220V136H219ZM219 137H218V138H219ZM224 137H225V136H224ZM248 137H249V135H248ZM117 138H118V136H117ZM136 138H137V137H136ZM142 138H143V137H142ZM167 138H168V137H167ZM181 138H182V137H181ZM181 138H180V139H181ZM183 138H184V137H183ZM218 138H217V139H218ZM226 138H227V137H226ZM230 138H231V137H230ZM235 138H237V137H235ZM10 139H12V138H10ZM10 139L7 140V141H10ZM19 139H20V138H19ZM126 139H128V138H124V139H122V140L125 141ZM132 139H134V138H132ZM139 139H140V137H139ZM148 139H149V138H148ZM159 139H160V138H159ZM159 139H158V140H159ZM184 139H186V137H185ZM184 139H183V141H184ZM217 139H216V140H217ZM112 140H114V139H112ZM134 140H135V139H134ZM140 140H141V139H140ZM140 140H139V141H140ZM151 140H150V141H151ZM218 140H219V139H218ZM239 140H240V139H239ZM239 140H238V143H239ZM11 141H12V140H11ZM15 141H16V139H15ZM68 141H69V142H68ZM68 141H67V143L69 144V143H70V140H68ZM127 141H128V140H127ZM127 141H126V142H127ZM130 141L133 142L132 140H129V143H130ZM139 141H137L136 144H137ZM141 141H142V140H141ZM150 141H148V142H150ZM163 141H164V140H163ZM186 141H187V140H186ZM212 141H213V140H212ZM134 142H135V141H134ZM146 142H147V141H146ZM146 142H145V143H146ZM151 142H153V141H151ZM216 142H217V141H216ZM3 143H6V142H3ZM10 143H11V142H10ZM120 143H121V142H120ZM129 143H128V144H129ZM143 143H144V142H143ZM153 143H154V142H153ZM182 143H183V142H182ZM185 143H186V142H184V144H185ZM230 143H232V142L230 141ZM236 143H237V142H236ZM6 144H7V143H6ZM13 144H14V143H13ZM13 144H12V145H13ZM111 144L113 145L114 142L111 143ZM125 144H126V143H125ZM196 144H197V143H196ZM207 144H208V143H207ZM216 144H217V143H216ZM216 144H215V145H216ZM4 145H5V144H4ZM33 145H34V144H33ZM107 145H108V144H107ZM109 145H110V144H109ZM119 145H120V144H119ZM131 145H133V144H131ZM140 145H141V143H140ZM140 145L138 144L139 147H140ZM148 145H149V144H148ZM148 145H147V146H148ZM157 145H160V144L157 143ZM181 145H182V144H181ZM186 145H187V144H185V146H186ZM215 145H214V146H215ZM229 145H231V144H229ZM8 146H9V142H8ZM8 146H7V147H8ZM68 146H69V145H68ZM120 146H122V145H120ZM120 146H119L118 148H120ZM125 146H127V145H125ZM125 146H124V147H125ZM135 146H137V145H135ZM135 146H134V147H135ZM144 146H145V145H144ZM151 146H152V145H150V147H151ZM153 146H154V144H153ZM197 146H198V145H197ZM9 147H10V146H9ZM100 147H101V146H100ZM155 147H156V146H155ZM180 147H181V146H179V148H180ZM182 147H183V145H182ZM226 147H227V146H226ZM105 148H106V147H105ZM112 148H113V147H112ZM151 148H152V147H151ZM151 148H150V149H151ZM159 148H161V147L159 146ZM186 148H187V147H186ZM186 148H185V150H186ZM217 148H218V147H217ZM115 149H116V148H115ZM128 149H129V148H128ZM132 149L135 150V148H131V150H132ZM136 149L139 150L138 147H137ZM141 149H142V148H141ZM152 149H153V148H152ZM152 149H151V150H152ZM181 149H183V148H181ZM199 149H200V148H199ZM227 149H228V148H227ZM10 150H11V149H10ZM10 150H9V152H10ZM12 150H13V149H12ZM101 150H102V149H101ZM107 150H108V149H107ZM120 150H121V149H120ZM120 150L117 149V151H119V152H120ZM122 150H123V149H122ZM131 150H129V151H131ZM137 150H136V151H137ZM156 150H158V149H156ZM159 150H160V149H159ZM193 150H194V148H193ZM219 150H220V149H219ZM236 150H237V149H236ZM68 151H69V150H68ZM68 151H67V152H68ZM115 151H116V150H115ZM125 151L127 152V149H126ZM140 151H141V150H140ZM153 151H154V150H153ZM160 151H161V150H160ZM179 151H180V150H179ZM179 151H178V152H179ZM181 151H182V150H181ZM210 151H211V150H210ZM213 151H215V150L213 149ZM216 151H217V150H216ZM6 152H7V151H6ZM17 152H18V151H17ZM122 152H124V151H122ZM144 152H145V151H144ZM148 152H149V150H148ZM156 152H157V151H156ZM225 152H227V151H225ZM42 153H43V152H42ZM115 153H117V152H115ZM124 153H125V152H124ZM151 153H152V152H151ZM161 153H162V152H161ZM214 153H215V152H214ZM10 154H11V153H10ZM74 154H75V153H74ZM111 154H112V153H111ZM119 154H120V153H119ZM119 154H117V155H118V158H119ZM125 154H126V153H125ZM130 154H131V153H129V154H127V155H130ZM132 154H133V153H132ZM134 154H135V153H134ZM138 154H139V153H138ZM148 154H149V153H148ZM153 154H155V153H153ZM164 154H165V153H164ZM184 154H185V153H184ZM187 154H189V153L187 152ZM216 154H217V153H216ZM219 154H220V152H219ZM103 155H104V154H103ZM103 155H102V156H103ZM107 155H108V154H107ZM117 155H116V156H117ZM120 155H121V154H120ZM144 155H146V153H145ZM155 155H156V154H155ZM15 156H16V155H15ZM66 156H67V154H66ZM92 156H93V155H92ZM111 156H112V155H111ZM114 156H115V154H114ZM130 156H134V155H130ZM130 156H129V157H130ZM147 156H148V155H147ZM151 156H153V155H151ZM162 156H163V155H162ZM179 156H180V154H179ZM181 156H183V155H181ZM186 156H187V155H186ZM224 156H225V155H224ZM227 156H228V155H227ZM13 157H14V156H13ZM95 157H96V156H95ZM125 157H126V156H125ZM129 157H128V158H129ZM137 157H139V156H137ZM142 157H143V156H142ZM187 157H188V156H187ZM263 157H264V156H263ZM19 158H20V157H19ZM50 158H51V157H50ZM64 158H65V157H64ZM115 158H116V157H115ZM133 158H135V157H133ZM146 158H147V157H146ZM146 158L143 157L144 160H145ZM177 158H178V157H177ZM183 158H184V157H183ZM183 158H182V159H183ZM191 158H192V157H191ZM8 159H10V158H8ZM53 159H54V158H53ZM110 159H111V158H110ZM126 159H127V158H126ZM149 159H151V157H150ZM226 159H227V158H226ZM11 160H12V159H10V161H11ZM41 160H42V159H41ZM50 160H51V159H50ZM50 160H49V161H50ZM54 160H55V159H54ZM95 160H96V159H95ZM113 160H114V159H113ZM121 160H123V159H121ZM137 160H138V159H137ZM155 160H157V159L155 158ZM175 160H176V158H175ZM219 160L221 161V159H219ZM7 161H8V160H7ZM12 161H13V160H12ZM68 161H69V160H68ZM116 161H117V160H116ZM127 161H128V159H127ZM127 161H125V163H126ZM132 161H133V160H132ZM150 161H151V160H150ZM177 161H178V160H177ZM44 162H45V161H44ZM112 162H114V161H111V163H112ZM130 162H131V161H130ZM140 162H141V161H140ZM172 162H173V161H172ZM179 162H180V161H179ZM185 162H186V161H185ZM185 162H184V163H185ZM222 162H223V161H222ZM8 163H9V162H8ZM11 163H12V162H11ZM11 163H10V164H11ZM17 163H18V162H17ZM40 163H41V162H40ZM47 163H49V162L47 161ZM55 163H56V162H55ZM111 163H110V164H111ZM122 163H124V162H122ZM127 163H128V162H127ZM135 163H136V161H135ZM137 163H138V162H137ZM137 163H136V164H137ZM150 163H151V162H150ZM154 163H155V162H154ZM157 163H158V162H157ZM161 163H162V162H161ZM168 163H169V162H168ZM175 163H176V162H174V164H175ZM186 163H187V162H186ZM210 163H211V162H210ZM256 163H257V162H256ZM27 164H28V163H27ZM44 164H46V163H44ZM117 164H118V161L116 162L115 165H117ZM119 164H120V162H119ZM128 164H129V163H128ZM128 164H127V165H128ZM133 164H134V161H133ZM133 164H132V165H133ZM155 164H156V163H155ZM177 164H178V163H177ZM177 164H176V165H177ZM6 165H7V164H6ZM6 165H3V166L6 167ZM104 165H105V164H104ZM108 165H109V164H108ZM134 165H135V164H134ZM141 165H142V164H141ZM145 165H147V164H145ZM159 165H162V164L159 163ZM178 165H179V164H178ZM178 165H177V166H178ZM183 165H184V164L182 163V166H183ZM230 165H231V164H230ZM3 166H2V167H3ZM16 166H17V165H16ZM16 166H15V167H16ZM105 166H106V165H105ZM105 166H104V167H105ZM119 166H120V165H119ZM119 166H118V167H119ZM125 166H126V165H125ZM130 166H131V164H130ZM130 166H129V167H130ZM153 166H154V165H153ZM173 166H174V165H173ZM182 166H180V168H181ZM216 166H218V165H216ZM216 166H215V167H216ZM121 167H124V165L121 166ZM142 167H144V166H142ZM175 167H176V166H175ZM175 167H173V168H174L175 171H176V168H175ZM186 167H188V166H186ZM215 167H214V168H215ZM18 168H19V167H18ZM47 168H48V166H47ZM57 168H58V167H57ZM100 168H101V167H100ZM138 168H139V167H137V170H138ZM146 168H147V167H146ZM173 168H172V169H173ZM182 168H184V167H182ZM10 169H11V168H10ZM49 169H50V168H49ZM49 169H46V171L49 170ZM113 169H114V168H113ZM142 169H144V168H142ZM174 169H173V170H174ZM177 169H178V168H177ZM239 169H240V168H238V170H239ZM1 170H2V169H1ZM8 170H9V169H8ZM106 170H107V169H106ZM115 170H116V169H115ZM145 170L147 171V169H145ZM170 170H171V169H170ZM179 170L181 171V169H179ZM206 170H207V169H206ZM206 170H205V171H206ZM42 171H43V170H42ZM54 171H55V170H54ZM58 171H59V170H58ZM107 171H108V170H107ZM111 171H112V170H111ZM120 171H121V170H120ZM128 171H129V170H128ZM175 171L173 172V173H174L173 178H174L175 174H177V172H175ZM177 171H178V170H177ZM11 172H12V171H11ZM18 172H19V170H18ZM51 172H52V171H51ZM112 172H115V171L113 170ZM116 172H118V171L116 170ZM143 172H145V171H143ZM171 172H172V171H171ZM182 172H184V171H182ZM185 172H186V171H185ZM185 172H184V174H185ZM217 172H218V171H217ZM226 172H227V171H226ZM230 172H231V171H229V173H230ZM5 173H6V172H5ZM12 173H13V172H12ZM58 173H59V172H58ZM109 173H111V172H109ZM120 173H123V172H120ZM125 173H127V171H126ZM130 173H131V172H130ZM147 173H148V171H147ZM180 173H181V172H180ZM231 173H233V172H231ZM250 173H251V171H250ZM261 173H262V172H261ZM15 174H16V173H15ZM101 174H104V173H101ZM116 174H117V173H116ZM128 174H129V173H128ZM136 174H137V173H136ZM141 174H142V176H143V173H141ZM141 174H140V175H141ZM167 174H168V173H167ZM186 174H187V172H186ZM204 174H205V173H204ZM254 174H255V172H254ZM254 174H253V175H254ZM8 175H9V174H8ZM22 175H23V174H22ZM106 175H107V173H106ZM109 175H110V174H109ZM113 175H114V174H113ZM120 175L123 176V174H120ZM171 175H172V174H171ZM191 175H193V174H191ZM217 175H218V174H217ZM226 175H227V174H226ZM229 175H230V174H229ZM249 175H250V174H249ZM2 176H3V175H2ZM4 176H5V174H4ZM110 176H111V175H110ZM115 176H116V175H115ZM122 176H121V177H122ZM124 176H126V178H127L128 175H124ZM124 176H123V177H124ZM188 176H189V175H188ZM259 176H260V174H259ZM58 177H59V176H58ZM96 177H97V176H96ZM100 177H101V176H100ZM102 177H103V176H102ZM107 177H108V176H107ZM113 177H114V176H113ZM117 177L119 178V176H117ZM121 177H120V178H121ZM145 177H146V173H145ZM171 177H172V176H171ZM178 177H180V175H179ZM178 177H177V179H178ZM251 177H252V176H251ZM0 178H1V177H0ZM2 178H3V177H2ZM2 178H1V179H2ZM7 178H8V176H7ZM93 178H94V177H93ZM104 178H106V177H104ZM124 178H125V177H124ZM124 178H123V179H124ZM140 178H141V177H140ZM164 178H165V177H164ZM169 178H170V176H169ZM189 178H190V177H189ZM216 178H217V177H216ZM231 178H232V177H231ZM40 179H41V178H40ZM106 179H107V178H106ZM116 179H117V178H116ZM179 179H180V178H179ZM234 179H235V178H234ZM7 180H8V179H7ZM101 180H102V179H101ZM114 180H115V179H114ZM121 180H122V179H121ZM139 180H140V179H139ZM141 180H142V179H141ZM168 180H169V179H168ZM184 180H186V179H184ZM216 180H217V179H216ZM5 181H6V180H5ZM25 181H26V180H25ZM102 181H104V180H102ZM105 181H106V180H105ZM115 181H116V180H115ZM187 181H188V180H187ZM7 182H8V181H7ZM97 182H98V181H97ZM141 182H142V181H141ZM164 182H165V181H164ZM215 182H217V181H215ZM81 183H82V182H81ZM109 183H111L110 180H109ZM109 183L106 182V184H105V185L103 184V185L106 186V185L108 184V185H107V187H108V186L110 185ZM114 183H116V182H114ZM121 183H123V181H121ZM198 183H199V182H198ZM91 184H92V183H91ZM94 184H95V183H94ZM118 184H119V183H118ZM126 184H127V182L125 183V185H126ZM141 184H142V183H141ZM141 184H138V185L140 186ZM143 184H145V183L143 182ZM221 184H222V182H221ZM6 185H7V184H6ZM6 185H5V186H6ZM55 185H56V184H55ZM80 185H81V184H80V182H79V185H78V186H80ZM115 185H116V184H115ZM115 185H113L114 188H115ZM171 185H172V183H171ZM205 185H206V184H205ZM223 185H224V184H223ZM83 186H84V185H83ZM95 186H96V185H95ZM110 186H112V185H110ZM110 186H109V187H110ZM118 186H119V185H118ZM123 186H124V185H123ZM144 186H146V185H143V187H141V186H140V187L143 189ZM148 186L151 187V185H148ZM167 186H169V185H167ZM196 186H197V185H196ZM226 186H227V185H226ZM65 187H66V186H65ZM97 187H98V186H97ZM97 187H95V188H97ZM113 187H112V188H113ZM116 187H117V186H116ZM126 187L128 188V186H126ZM185 187H186V186H185ZM243 187H244V186H243ZM8 188H9V187H8ZM50 188H51V187H50ZM50 188H49V189H50ZM81 188H82V187H81ZM99 188H100V187H99ZM110 188H111V187H110ZM112 188H111V189H112ZM127 188H126V189H127ZM244 188H245V187H244ZM244 188H243V189H244ZM10 189H11V188H10ZM14 189H15V187H14ZM52 189H53V188H52ZM52 189H50V190H52ZM101 189H103V188H101ZM111 189H110V190H111ZM149 189H151V188H149ZM214 189H215V188H214ZM243 189H242V190H243ZM20 190H21V188H20ZM65 190H66V189H65ZM65 190H64V191H65ZM95 190H96V189H95ZM97 190H98V189H97ZM104 190H105V191H104ZM104 190H103V191H104V194H105V192H106V188H104ZM114 190H115V189H114ZM118 190H119V189H118ZM124 190H125V187H124ZM143 190H144V189H143ZM147 190H148V189H147ZM209 190H210V189H209ZM9 191H10V190H9ZM17 191H18V190H17ZM99 191H100V190H99ZM107 191H108V189H107ZM119 191H120V190H119ZM122 191H123V190H122ZM126 191H127V190H126ZM129 191H130V190L128 189V192H129ZM199 191H200V189H199ZM240 191H241V190H240ZM15 192H16V191H15ZM52 192H53V190H52ZM101 192H102V191H101ZM168 192H169V187H168ZM241 192H242V191H241ZM60 193H61V191H60ZM62 193H65V192H62ZM87 193H88V192H87ZM96 193H97V192H96ZM116 193H118V191H117ZM166 193H167V192H166ZM170 193H171V192H170ZM172 193H174V192H172ZM214 193H216V192H214ZM15 194H16V193H15ZM20 194H21V193H20ZM35 194H36V193H35ZM58 194H59V193H58ZM90 194H91V193H90ZM94 194H95V193H94ZM108 194H109V196H110V192H109ZM112 194H113V193H112ZM125 194H126V193H125ZM167 194H168V193H167ZM199 194H200V193H199ZM210 194H211V193H210ZM242 194H243V193H242ZM242 194H241V195H242ZM8 195H9V194H8ZM61 195H63V194H61ZM115 195H116V194H115ZM122 195H123V192H122ZM168 195H170V194H168ZM174 195L176 196L177 194H174ZM174 195H173V196H174ZM188 195H189V194H188ZM196 195H197V194H196ZM239 195H240V194H239ZM241 195H240V196H241ZM243 195H244V194H243ZM12 196H14V195H12ZM87 196H88V195H87ZM104 196H106V195H104ZM109 196H107V197L110 199L111 196H110V197H109ZM117 196H118V195H117ZM123 196H124V195H123ZM127 196H128V195H127ZM129 196H130V195H129ZM158 196H159V194H158ZM162 196H163V195H162ZM170 196H171V195H170ZM173 196L171 197L172 199H174ZM177 196H178V195H177ZM177 196H176L175 198H178ZM180 196H181V195H180ZM36 197H37V196H36ZM107 197H106V198H107ZM118 197H120V196H118ZM139 197H140V196H139ZM160 197H161V195H160ZM160 197H159V198H160ZM167 197H168V196H167ZM207 197H208V196H207ZM210 197H212V196H210ZM39 198H40V197H39ZM39 198H38V199H39ZM63 198H64V197H63ZM89 198H90V197H89ZM98 198H99V197H98ZM101 198H102V196H101ZM120 198H121V197H120ZM122 198H123V197H122ZM125 198H127V197H125ZM129 198H130V197H129ZM146 198H147V197H146ZM150 198H151V197H150ZM159 198H157V199H159ZM164 198H165V197H164ZM238 198H239V197H238ZM238 198H237V199H238ZM36 199H37V198H36ZM38 199H37V200H38ZM40 199H41V198H40ZM47 199H48V198H47ZM94 199H95V197H94ZM116 199H117V197H116ZM143 199H144V198L142 197V200H143ZM147 199H149V198H147ZM147 199H146V200H147ZM182 199H183V198H182ZM207 199H208V198H207ZM34 200H35V199H34ZM50 200H51V199H50ZM53 200H54V199H53ZM105 200H106V199H105ZM111 200H112V199H111ZM118 200H119V198H118ZM121 200H122V199H121ZM121 200H120V202H121ZM123 200H127V199H123ZM136 200H137V199H135V201H136ZM146 200H145V201H146ZM151 200H152V198H151ZM153 200H154V199H153ZM153 200H152V202H153ZM160 200H161V198H160ZM164 200H165V199H164ZM164 200H163V203H165ZM167 200H168V199H167ZM169 200H170V199H169ZM225 200H226V199H225ZM39 201H40V200H39ZM55 201H56V200H55ZM98 201L100 202V200H98ZM116 201H117V200H116ZM135 201H134V203L137 202V201H136V202H135ZM139 201H140V200H139ZM158 201H159V200H158ZM173 201H174V200H173ZM207 201H208V200H207ZM217 201H218V200H217ZM52 202H53V201H52ZM90 202H91V200H90ZM90 202H89V203H90ZM92 202H93V201H92ZM92 202H91V204H93ZM99 202H98V203H99ZM103 202H105V201L103 200ZM108 202H109V201H108ZM108 202H107V204H109ZM120 202H119V204H120ZM142 202H143V201H142ZM147 202H148V201H147ZM150 202H151V201H150ZM150 202H148V203H150ZM156 202H157V201H156ZM181 202H182V201H181ZM196 202H197V201H196ZM200 202H201V201H200ZM200 202H199V203H200ZM202 202H204V201H202ZM205 202H206V201H205ZM212 202H213V200H212ZM36 203H37V202H36ZM47 203H49V202H47ZM86 203H87V202H86ZM100 203H101V202H100ZM114 203H115V202H113V204H114ZM124 203L126 204V202H124ZM134 203H133V205H134ZM140 203H141V202H140ZM144 203H145V202H144ZM144 203H143V204H144ZM159 203H160V202H159ZM161 203H162V202H161ZM161 203H160V205H161ZM179 203H180V202H179ZM209 203H210V202H209ZM219 203H220V202H219ZM58 204H59V203H58ZM91 204H90V206H91ZM102 204H104V203H102ZM117 204H118V203H117ZM117 204H116V205H117ZM130 204H131V202H130ZM137 204H139V202H138ZM141 204H142V203H141ZM153 204H154V203H153ZM153 204H151V205H153ZM155 204H156V203H155ZM169 204H170V203H169ZM174 204H175V202L173 203V206H174ZM31 205H33V204H31ZM48 205H49V204H48ZM50 205H52V204H50ZM56 205H57V204H56ZM86 205H87V204H86ZM110 205H111V204H110ZM120 205H121V204H120ZM122 205H123V204H122ZM151 205H150V207H151ZM157 205H158V204H157ZM177 205H178V204H177ZM179 205L181 206V204H179ZM209 205H210V204H209ZM216 205H217V204H216ZM39 206H40V205H39ZM66 206H67V205H66ZM87 206H88V205H87ZM87 206H86V207H87ZM94 206H95V205H94ZM97 206H98V204H97ZM104 206H105V205H104ZM106 206H107V205H106ZM125 206H126V205H125ZM125 206H124V207H125ZM130 206H131V205H130ZM135 206H136V204H135ZM139 206H140V205H139ZM171 206H172V205H171ZM200 206H201V205H200ZM200 206H199V207H200ZM204 206H205V205H204ZM204 206H203V207H204ZM33 207H35V206H33ZM33 207L31 206L32 209H33ZM36 207H37V206H36ZM50 207H51V206H50ZM55 207H56V206H55ZM109 207H110V206H109ZM118 207H119V205H118ZM127 207H128V206H127ZM127 207H126V208H127ZM133 207H134V206H133ZM153 207H154V206H153ZM157 207H158V206H157ZM157 207H156V208H157ZM207 207H208V206H207ZM216 207H217V206H216ZM216 207H214V208H216ZM52 208H53V207H52ZM60 208H61V207H60ZM64 208H65V207H64ZM89 208H90V207H89ZM92 208H94V207H92ZM92 208H91V209H92ZM100 208H101V207H100ZM100 208H99V210H100ZM111 208H113V205L111 206ZM128 208H129V207H128ZM128 208H127V209H128ZM130 208H131V207H130ZM136 208H137V207H136ZM154 208H155V207H154ZM156 208H155V209H156ZM159 208H160V207H159ZM195 208H196V207H195ZM204 208H205V207H204ZM210 208H211V206H209V209H210ZM218 208H219V207H218ZM19 209H20V208H19ZM34 209H35V208H34ZM49 209H50V208H49ZM57 209H58V208H57ZM65 209H66V208H65ZM65 209H64V210H65ZM67 209H68V207H67ZM84 209H85V208H84ZM104 209H105V207H104ZM116 209H117V208H116ZM119 209H121V208H119ZM133 209H135V207H134ZM150 209H151V208H150ZM187 209H188V208H187ZM206 209H207V208H206ZM209 209H208V210H209ZM0 210H1V209H0ZM15 210H16V209H15ZM38 210H39V209H38ZM38 210H35V211H34L35 214L37 213L36 211H38ZM95 210H96V209H95ZM95 210L93 209V213H92V214H94V211H95ZM101 210H102V208H101ZM110 210H111V209H110ZM112 210H113V209H112ZM112 210H111V211H112ZM136 210H139V209H136ZM136 210H135V211H136ZM161 210H163V209H161ZM179 210H180V209H179ZM199 210H200V209H198V212H199ZM203 210H204V209H203ZM219 210H220V209H219ZM225 210H226V209H225ZM57 211H58V210H57ZM59 211H60V210H59ZM74 211H76V210H74ZM85 211H87V209H86ZM118 211H119V210H117V212H118ZM122 211H124V210H123V207H122ZM155 211H157V209H156ZM159 211H160V210H159ZM180 211H182V210H180ZM184 211H185V208H184ZM253 211H254V210H253ZM50 212H51V211H50ZM54 212H55V211H54ZM87 212H90V211H87ZM95 212H96V211H95ZM103 212H104V211H102L101 213H103ZM108 212H109V211H108ZM113 212H116V211H113ZM117 212H116V213H117ZM126 212H127V211H126ZM194 212H195V211H194ZM23 213H24V212H23ZM31 213H32V212H31ZM46 213H47V212H46ZM55 213H56V212H55ZM70 213H71V212H70ZM101 213H100V214H101ZM181 213H183V212H181ZM186 213H187V212H186ZM199 213H200V212H199ZM204 213H205V211H204ZM204 213H202V214H204ZM226 213H227V212H226ZM226 213H225V214H226ZM38 214H39V213H38ZM49 214H50V213H49ZM87 214H88V213H87ZM87 214H86V215H87ZM90 214H91V213H90ZM126 214H127V213H126ZM128 214H129V213H128ZM131 214H132V213H131ZM131 214H130V216H131ZM139 214H140V213H139ZM202 214H201V216H202ZM207 214H208V213H207ZM207 214H206V215H207ZM39 215H40V214H39ZM43 215H45V214L43 213ZM50 215H51V214H50ZM76 215H77V214H76ZM97 215L99 216V213H98ZM104 215H105V214H103V216H104ZM109 215H110V214H109ZM113 215H114V214H113ZM116 215H117V214H116ZM133 215H134V214H133ZM194 215H195V214H194ZM199 215H200V214H199ZM206 215H204V217H206ZM209 215H210V214H209ZM60 216H61V215H60ZM68 216H70V215H68ZM90 216L92 217V215H90ZM107 216H108V213H107L106 217H107ZM114 216H115V215H114ZM119 216H120V215H119ZM121 216H122V215H121ZM125 216H127V215H125ZM130 216H129V217H130ZM138 216H140V215H138ZM201 216H200V217H201ZM212 216H213V214H212ZM232 216H233V214H232ZM242 216H243V215H242ZM259 216H260V215H259ZM55 217H56V216H55ZM83 217H84V216H83ZM94 217H95V214H94ZM109 217H112V218H113V216H109ZM133 217H134V216H133ZM133 217H132V218H133ZM141 217H143V216H141ZM173 217H174V216H173ZM181 217H182V216H181ZM225 217H226V216H225ZM246 217H247V216H246ZM58 218H59V217H58ZM81 218H82V217H81ZM84 218L86 219V217H84ZM84 218H83V219H84ZM104 218H105V216H104ZM119 218L121 219V217H119ZM135 218H136V217H135ZM144 218H145V217H144ZM192 218H193V217H192ZM195 218H196V217H195ZM197 218H198V216H197ZM206 218H207V217H206ZM15 219H16V217H15ZM18 219H19V217H18ZM18 219H16V220H18ZM32 219H33V218H32ZM87 219H88V218H87ZM92 219H93V218H92ZM106 219H107V218H106ZM122 219H123V218H122ZM125 219L127 220L126 217H125ZM125 219H124V220H125ZM128 219H129V218H128ZM136 219H137V218H136ZM178 219H179V218H178ZM89 220H91V219H88L87 222H86V224H88ZM94 220H97V218H96V219L94 218ZM107 220L109 221L110 219H107ZM117 220H118V219H117ZM134 220H135V219H134ZM138 220L140 221L141 219H138ZM171 220H172V219H171ZM193 220H194V219H193ZM197 220H198V219H197ZM212 220H213V219H212ZM229 220H230V219H229ZM19 221H20V220H19ZM22 221H23V220H22ZM72 221H73V220H72ZM82 221H83V220H82ZM108 221H107V222H108ZM111 221H112V220H111ZM111 221H110V222H111ZM121 221L123 222V220H121ZM127 221H128V220H127ZM130 221H131V220H130ZM191 221H192V220H191ZM203 221H204V220H203ZM16 222H17V221H16ZM26 222H27V220H26ZM26 222H25V223H26ZM31 222H32V221H31ZM84 222H85V221H84ZM92 222H93V220H92ZM96 222H97V221H96ZM96 222H95V223H96ZM99 222H100V221H99ZM105 222H106V221H104V223H105ZM107 222H106V223H107ZM112 222H113V221H112ZM118 222H119V221H118ZM131 222H132V221H131ZM174 222H175V220H174ZM207 222H208V221H207ZM230 222H231V221H230ZM13 223H14V221H13ZM36 223H37V221H36ZM59 223H60V222H59ZM89 223H91V222H89ZM106 223H105V225H106ZM116 223H117V222H116ZM120 223H121V222H120ZM147 223H148V222H147ZM147 223H146V225H147ZM150 223H151V221H150L148 224H150ZM195 223H196V222H195ZM217 223H218V222H217ZM228 223H229V222H228ZM30 224H32V223H30ZM99 224H100V223H99ZM101 224H102V223H101ZM110 224H111V223H110ZM117 224H118V225H121V224H119V223H117ZM117 224H116V225H117ZM124 224H125V223H124ZM131 224H132V223H131ZM133 224H134V223H133ZM135 224H136V223H135ZM138 224H139V222H138ZM142 224H143V223H142ZM144 224H145V223H144ZM181 224H182V223H181ZM198 224H199V223H198ZM230 224H231V223H230ZM234 224H235V223H234ZM254 224H255V223H254ZM21 225H22V224H21ZM32 225H33V224H32ZM32 225H31V226H28V227L30 228V227H32ZM34 225H36V224H34ZM40 225H41V224H40ZM44 225H45V224H44ZM59 225H60V224H59ZM61 225H62V223H61ZM103 225H104V224H103ZM111 225H112V224H111ZM114 225H115V223H114ZM118 225H117V226H118ZM125 225H126V224H125ZM128 225H129V224H128ZM196 225H197V224H196ZM199 225H200V224H199ZM202 225H203V224H202ZM202 225H201V226H202ZM219 225H220V224H219ZM228 225H229V224H228ZM1 226H2V225H1ZM26 226H27V224H26ZM41 226H42V225H41ZM53 226H55V225H53ZM79 226H80V225H79ZM97 226H98V225H96V227H97ZM100 226H101V225H100ZM140 226H141V225H140ZM147 226H148V225H147ZM147 226H146V227H147ZM14 227H16V225H15ZM24 227H25V226H24ZM36 227H38V225H37ZM36 227H35V230H36ZM46 227H48V226H46ZM56 227H58V226H56ZM86 227H87V225H86ZM93 227H94V226H93ZM109 227H111V226L109 225ZM125 227H126V228L123 229V230H126V229H127V226H125ZM128 227H129V226H128ZM135 227H136V226H135ZM195 227H197V226H195ZM195 227H194V228H195ZM202 227H203V226H202ZM205 227H206V226H205ZM17 228H18V227H17ZM17 228H15V229H17ZM20 228H21V227H20ZM20 228H19V229H20ZM32 228H33V227H32ZM41 228H42V227H41ZM54 228H55V227H54ZM79 228H80V227H79ZM81 228H82V227H81ZM83 228H84V227H83ZM88 228H90V227H88ZM88 228H87V229H88ZM94 228H95V227H94ZM104 228H105V227H104ZM120 228H121V227H120ZM137 228H138V226H137ZM137 228H135V229H137ZM194 228H193V229H194ZM199 228H200V227H199ZM257 228H258V227H257ZM0 229H1V228H0ZM21 229L23 230V228H21ZM26 229H27V228H26ZM37 229H38V228H37ZM95 229H96V228H95ZM97 229H98V228H97ZM97 229H96V230H97ZM100 229H101V228H100ZM100 229H99V230H100ZM108 229H109V228H108ZM111 229H112V228H111ZM143 229H144V227H143ZM22 230H21V231H22ZM27 230H29V229H27ZM31 230H32V229H31ZM31 230H29V231H31ZM46 230H47V229H46ZM51 230H52V228H51ZM85 230H86V229H85ZM93 230H94V229L92 228V231H93ZM96 230H94V231H96ZM106 230H107V229H106ZM109 230H110V229H109ZM109 230H108V231H109ZM120 230H121V229H120ZM129 230H131V229H129ZM138 230H139V229H138ZM138 230H137V231H138ZM202 230H203V228H202ZM207 230H208V229H207ZM218 230H219V229H218ZM0 231H1V230H0ZM16 231H17V230H16ZM24 231H25V230H24ZM38 231H39V232H38ZM38 231H37V232L40 233V230H38ZM43 231H44V230H43ZM48 231H50V230L48 229ZM87 231H88V230H86V232H87ZM94 231H93V233H94ZM103 231H104V230H103ZM134 231H135V230H134ZM204 231H206V230H204ZM224 231H225V229H224ZM230 231H231V230H230ZM51 232H52V231H51ZM58 232H59V231H58ZM81 232H82V230H81ZM96 232H97V231H96ZM101 232H102V231H101ZM104 232H105V231H104ZM125 232H126V231H125ZM125 232H124V234H125ZM28 233H31V232H28ZM42 233H43V232H42ZM102 233H103V232H102ZM109 233H110V232H109ZM140 233H141V232H140ZM146 233H147V231H146ZM194 233H195V232H194ZM240 233H241V232H240ZM18 234H19V233H18ZM22 234H23V233H22ZM26 234H27V233H26ZM26 234H25V235H26ZM49 234H51V233L49 232ZM90 234H91V233H90ZM90 234H86V236H87V235L89 236ZM128 234H129V233H128ZM130 234H131V232H130ZM144 234H145V232H144ZM225 234H226V233H225ZM19 235H20V234H19ZM46 235H47V234H46ZM81 235H82V234H81ZM81 235H80V236H81ZM92 235H93V234H92ZM100 235H101V234H100V232H99V237H100ZM104 235H106V234H104ZM110 235H112V234H110ZM133 235H134V233H133ZM135 235H136V234H135ZM149 235H150V234H149ZM149 235H148V236H149ZM196 235H197V234H196ZM7 236H9V235H7ZM30 236H31V235H29V237H30ZM33 236H34V235H33ZM82 236H83V235H82ZM86 236H85V238H86ZM95 236H96V235H95ZM97 236H98V235H97ZM107 236L109 237L108 232H107ZM107 236H106V237H107ZM115 236H116V235H115ZM118 236H119V235H118ZM130 236H132V235H130ZM136 236H137V235H136ZM141 236H142V235H141ZM200 236H201V234H200ZM223 236H224V235H223ZM229 236L231 237V234H229ZM24 237H25V236H24ZM26 237H28V236L26 235ZM43 237H44V236H43ZM51 237H53V236H51ZM57 237H58V236H57ZM78 237H79V236H78ZM91 237H92V236H91ZM113 237H114V235H113ZM113 237H112V238H113ZM123 237H124V236H123ZM203 237H204V235H203ZM205 237H206V236H205ZM38 238H39V236H38ZM45 238H47V237H45ZM80 238H81V237H80ZM89 238H90V237H89ZM96 238H97V237H96ZM96 238H95V241L98 240V239H96ZM110 238H111V237H110ZM112 238H111V240H112ZM125 238H126V240H127V238L129 239V235H128V237H125ZM131 238H132V237H131ZM131 238H130V239H131ZM134 238H135V237H134ZM134 238H133V240H135ZM141 238H142V237H141ZM149 238H150V237H149ZM211 238H212V237H211ZM223 238H224V237H223ZM236 238H237V237H236ZM236 238H235L234 241H236ZM239 238H240V237H239ZM36 239H37V238H36ZM50 239H51V238H50ZM87 239H88V238H87ZM90 239L92 240L93 238H90ZM123 239H124V238H123ZM136 239H137V238H136ZM139 239H140V238H139ZM201 239H202V237H201ZM221 239H222V237H221ZM226 239H227V238H226ZM47 240H48V239H47ZM54 240H55V239H54ZM59 240H60V239H59ZM59 240H58V242H59ZM79 240H80V239H79ZM81 240H82V239H81ZM101 240H102V239H101ZM101 240H100V241H101ZM105 240H107V239H105ZM117 240H119V239L117 238ZM124 240H125V239H124ZM147 240H148V239H147ZM219 240H220V239H219ZM232 240H233V238H232ZM262 240H263V239H262ZM44 241H45V240H44ZM63 241H64V240H63ZM63 241L61 240V242H63ZM88 241H90V240H88ZM98 241H99V240H98ZM98 241H96V242H98ZM107 241H108V240H107ZM120 241H121V240H120ZM138 241H139V240H138ZM143 241H144V240H143ZM148 241H149V240H148ZM198 241H199V239H198ZM66 242H67V241H66ZM78 242H79V241H78ZM78 242H77V243H78ZM103 242H106V241H103ZM113 242L115 243V241H113ZM122 242H123V241H122ZM125 242H126V241H125ZM146 242H147V241H146ZM153 242H154V241H153ZM203 242H204V241H203ZM253 242H254V241H252V243H253ZM40 243H42V242H40ZM40 243H39V244H40ZM48 243H49V241H48ZM81 243H82V242H81ZM117 243H119V242H117ZM120 243H121V242H120ZM120 243H119V245H120ZM138 243H139V242H138ZM195 243H196V242H195ZM49 244H50V243H49ZM51 244H52V242H51ZM58 244H59V243H58ZM88 244H89V243H88ZM90 244H91V243H90ZM90 244H89V245H90ZM108 244L110 245L111 242L108 243ZM129 244H130V243H128V245H129ZM136 244H137V243H136ZM139 244H140L139 247H141V240H140V243H139ZM196 244H197V243H196ZM200 244H201V241H200ZM233 244H234V243H233ZM60 245H61V243H60ZM65 245H66V243H65ZM76 245H79V244H76ZM80 245H81V244H80ZM80 245H79V246H80ZM96 245H97V244H96ZM96 245H95V246H96ZM113 245H114V244H113ZM125 245H126V244H125ZM150 245H151V244H150ZM198 245H199V242H198ZM206 245H207V244H206ZM225 245H226V244H225ZM238 245H239V243H238ZM41 246H42V245H40V248H41ZM91 246H94V245L92 244ZM98 246H99V245H98ZM126 246H127V245H126ZM154 246H155V248H156V245H154ZM196 246H197V245H196ZM201 246H202V245H201ZM214 246H215V245H214ZM236 246H237V245H236ZM49 247H50V245H49ZM74 247H76V246H74ZM84 247H85V244H84ZM89 247H90V246H89ZM103 247H104V246H103ZM111 247H112V246H111ZM111 247H109V248H111ZM113 247H114V246H113ZM198 247H199V246H198ZM203 247H204V246H203ZM220 247H221V246H220ZM230 247H231V246H230ZM23 248H24V246H23ZM40 248H39V250H40ZM57 248H58V247H57ZM76 248H77V247H76ZM79 248H80V247H79ZM92 248L96 249L95 247H92ZM92 248H91V249H92ZM97 248H99V247H97ZM101 248H102V247H101ZM101 248L97 249L98 251H100V253H101ZM109 248L107 247V249H109ZM118 248H119V247H118ZM118 248H117V250H118ZM120 248H121V247H120ZM122 248H123V247H122ZM134 248H135V247H134ZM134 248L132 247V249H134ZM136 248H137V250H138V247H136ZM146 248H148L147 245H146ZM206 248H207V246H206ZM222 248H223V247H222ZM258 248H259V247H258ZM17 249H18V248H17ZM84 249H86V248H84ZM84 249H83V250H84ZM105 249H106V248H105ZM198 249H199V248H198ZM198 249H197V250H198ZM200 249H201V248H200ZM212 249H213V248H212ZM228 249H229V248H228ZM230 249H231V248H230ZM237 249H238V248H237ZM53 250H54V248H53ZM53 250H52V251H53ZM87 250H88V253H89L90 250H89V249H87ZM109 250H110V249H109ZM112 250H113V249H112ZM124 250H127V249L125 248ZM148 250H149V249H148ZM197 250H196V251H197ZM205 250H206V249H205ZM205 250H204V251H205ZM217 250H218V249H217ZM21 251H23V250H21ZM34 251H35V250H34ZM37 251H38V250H37ZM37 251H36V252H37ZM93 251H95V250H93ZM107 251H108V250H107ZM107 251H106V252H107ZM114 251H116V249H115ZM122 251H123V250H122ZM130 251L133 252L132 250H130ZM153 251H154V250H153ZM153 251H152V252H153ZM213 251H214V250H213ZM226 251H227V250H226ZM234 251H235V250H234ZM13 252H14V250H13ZM13 252H12V253H13ZM15 252H16V250H15ZM18 252H19V251H18ZM39 252H40V251H39ZM39 252H38V254H39ZM53 252H54V251H53ZM59 252H60V251H59ZM83 252H84V251H83ZM90 252H91V251H90ZM108 252H109V251H108ZM119 252H120V251H119ZM126 252H127V251H126ZM136 252H137V251H136ZM136 252H135V253H136ZM139 252H140V251H139ZM150 252H151V250H150ZM12 253H11V254H12ZM20 253H21V252H20ZM51 253H52V252H51ZM51 253H50V254H51ZM63 253H64V252H63ZM92 253H93V252H92ZM137 253H138V252H137ZM147 253H148V252H147ZM179 253H180V252H179ZM196 253L199 254L198 252H196ZM209 253H210V252H209ZM215 253H216V252H215ZM16 254H17V253H16ZM18 254H19V253H18ZM93 254H94V253H93ZM93 254H92V257H93ZM106 254H107V253H106ZM114 254H115V256H116V253H114ZM123 254H124V253H123ZM127 254H130V253L128 252ZM133 254H134V253H133ZM142 254H143V253H142ZM206 254H207V253H206ZM52 255H54V254H52ZM55 255H56V254H55ZM62 255H63V254H62ZM64 255H65V254H64ZM64 255H63V256H64ZM82 255H83V254H81V256H82ZM85 255H87V252H86ZM89 255H91V253H90ZM95 255L97 256V254H95ZM99 255H100V254H99ZM99 255L97 256V258L100 257ZM120 255H122V254H120ZM151 255H152V253H151ZM236 255H237V254H236ZM13 256H14V260H17V259H15V258H17V257H19L18 259L21 260L20 256H16V257H15V255H13ZM59 256H60V255H59ZM65 256H66V255H65ZM115 256H114V257H115ZM123 256H124V255H123ZM144 256H146V254H144ZM144 256H143V257H144ZM196 256H197V255H196ZM206 256H207V255H206ZM214 256H215V254H214ZM217 256H218V255H217ZM246 256H247V255H246ZM11 257H12V256H11ZM53 257H54V256H53ZM66 257H67V256H66ZM84 257H85V258H84ZM84 257H83V258L86 259V256H84ZM88 257H89V256H88ZM90 257H91V256H90ZM104 257H106V256H104ZM109 257H110V256H109ZM212 257H213V256H212ZM215 257H216V256H215ZM223 257H224V256H223ZM240 257H241V256H240ZM243 257H244V256H243ZM7 258H8V257H7ZM77 258H78V257H77ZM79 258H81V257L79 256ZM193 258H194V257H193ZM204 258H205V257H204ZM235 258H236V257H235ZM8 259H10V257H9ZM8 259H7V261H8ZM12 259H13V258H12ZM53 259H54V258H53ZM57 259H58V258H57ZM72 259H73V258H72ZM92 259H93V258H92ZM94 259H95V261H96L95 256H94ZM102 259L106 260L105 258H102ZM111 259H112V258H111ZM114 259H116V258H114ZM124 259H126V258H124ZM138 259H139V258H138ZM138 259H137V260H138ZM214 259H215V258H214ZM220 259H221V258H220ZM224 259H225V258H224ZM224 259H222V260H224ZM227 259H228V258H227ZM229 259L231 260V258H229ZM250 259H251V258H250ZM5 260H6V259H5ZM10 260H11V259H10ZM79 260H82V259H79ZM104 260H101V261L103 262ZM121 260H122V259H121ZM145 260H146V259H144V261H145ZM230 260H229V261H230ZM239 260H240V259H239ZM239 260H238V261H239ZM245 260H246V258L244 259V261H245ZM12 261H13V260H12ZM12 261H11V262H12ZM56 261H57V260H56ZM58 261H59V260H58ZM60 261H61V260H60ZM62 261H63V260H62ZM77 261H78V260H77ZM87 261H88V260H87ZM108 261H109V260H108ZM111 261H112V260H111ZM117 261H119V259H118ZM126 261H127V259H126L125 261L123 260V264L126 263ZM142 261H143V259H142ZM144 261L141 262V263L144 264ZM146 261H148V258H147ZM202 261H203V260H202ZM204 261H206V260H204ZM219 261H221V260H219ZM219 261H218V262H219ZM226 261H228V260H226ZM248 261H249V259H248ZM3 262H5V261H3ZM3 262H2V263H3ZM73 262H74V261H73ZM80 262L82 263V261H80ZM113 262H114V264H115L116 260H114ZM113 262H112V264H113ZM208 262H209V261H208ZM215 262H216V261H215ZM249 262H250V261H249ZM6 263H7V262H6ZM15 263L18 264V261H17V262H14L13 264H15ZM41 263H43V261H42ZM54 263H55V262H54ZM81 263H78V264H81ZM89 263H90V261H89ZM91 263H92V262H91ZM106 263H107V260H106ZM109 263H110V262H109ZM127 263H128V262H127ZM209 263H212V262H209ZM209 263H208V264H209ZM223 263H224V262H223ZM237 263H238V262H237ZM10 264H11V263H10ZM36 264H37V263H36ZM38 264H39V263H38ZM57 264H58V263H57ZM84 264H87V263H84ZM95 264H96V263H95ZM97 264H98V263H97ZM104 264H105V262H104ZM110 264H111V263H110ZM197 264H198V263H197ZM199 264H200V263H199ZM202 264H203V263H202ZM212 264H213V263H212ZM229 264H230V262H229ZM233 264H234V263H233Z\"/></svg>",
	"mask_w": 264,
	"mask_h": 264
}]
</instances>
